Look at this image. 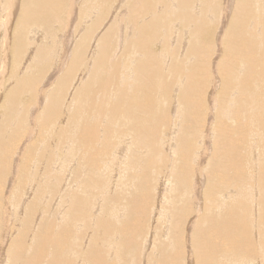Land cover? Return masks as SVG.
I'll return each mask as SVG.
<instances>
[{"label":"rangeland","instance_id":"374dc122","mask_svg":"<svg viewBox=\"0 0 264 264\" xmlns=\"http://www.w3.org/2000/svg\"><path fill=\"white\" fill-rule=\"evenodd\" d=\"M17 1V2H16ZM27 0H0V123H2V127H3V132H2V134H3V136L6 138H8L10 135H12V133H13V135L15 134H17V133H21L22 132V134H21V138L19 139V141H17L16 142V147L14 146V145H12L13 147H12V152H10V157H9V160H8V166H9V164H11L10 166H9V168H11L10 170H8V174L6 173V174H4V175H2V177H1V180H0V185H1V189H0V202L3 204V205H7L6 207H5V216H6V219H8L9 218V220L10 219H14V220H10L9 221V225L7 226V227H5L4 225V227L3 226H1L0 225V228L2 229V228H6V229H4V230H1V232H3V233H1L0 234V241L2 242H0V264H23L24 263V261L26 260V261H29V262H32V261H34L35 262V254H37V249L36 248H34L33 247V243H34V241H35V239H34V233H35V231L37 232V230H38V232H40V231H42L43 230V228L45 229V225H46V227L47 228H49V227H51V225H50V223L52 224L53 222V224L55 225V222L58 224H56V226H58L56 229H55V227H54V225H53V234L56 236V233L58 232V230L61 228V226H62V224H60L59 222L61 221V220H63V219H65V218H67L68 220L69 219H71L70 217H69V215H74L75 217H78V219L79 220H82L83 218L82 217H85L82 221H79L80 223L82 222V224H81V226L79 227V232L78 231H76L75 229H73V227H67V228H69V230H68V233H70V232H72V231H70V230H75L76 232L75 233H73V234H76L77 235V233L81 236V238H82V240H80V242H79V245L81 246V248H79V250L81 251V250H83V252L82 253H85V254H87V255H85V257H84V254L83 255H81V254H79L78 255V253H76L77 255H74V257H73V252H70V253H68L69 254V256L67 257V254L65 255V253H61V255L63 256V257H61L60 256V258H59V255H56V254H54L53 255V250L49 247V251H48V247L47 246H45L44 248H43V254H45L46 255V253H47V255H48V257H47V255L45 256V255H43V257H46V259L48 258V260H46L45 258H41V259H45V260H42L43 261V263L42 264H47V263H49V261H50V259L52 260L54 257V259L55 260H52L55 264H58V261H60L61 262V264H64L65 263V261H66V259L68 260V264H71L72 263V261H73V264H76V263H78V264H84V262H85V260L84 259H86L87 260V262L85 263V264H90V263H88V257L90 256L89 255V248H93L94 246H95V244L96 243H98V245H99V247L101 246V245H103L102 246V248H100L101 250V252L102 253H106V252H108V254L106 255V257H105V255H103V257H104V262H109V263H107V264H111V263H114V264H167L168 263V261H169V259L172 261L171 262V264H174V262L177 260L178 261V257H176L175 255H177L178 256V253H180V249H186L185 251H186V253H185V251L184 250H182V251H184V256H186V257H183V260L180 262H177L176 261V263L177 264H194V259L192 258V256H193V251H192V256H191V258H190V252H191V250H193V248H191V247H189L188 248V246H192L191 244H188V243H190L191 241H189V239L191 240V236H190V233H193V231L197 228V226H198V219H199V216H202V215H204V213L205 212H211V213H216V209H215V207H213V205H211L210 204V201H209V199L207 198V194L205 193V191H206V189H204V188H206V186L208 185V183L210 182V180L208 179V177H207V175H208V172L210 171V169H211V165H213V166H215L216 164L217 165H220V167H221V164H219L220 162L224 165L225 163L221 160V159H219V157H220V155H218V154H216V153H213V152H215V142H216V140H217V138H218V128L216 127V124L218 125L219 124V122H217V121H219L218 120V118L217 117H219V116H217V115H219V114H217V115H215L216 113H220L221 114V111H219L220 109L221 110H224V109H222L223 108V106H225V107H227L226 105H228V106H233V105H235V103H236V101H235V99L236 98H239L240 96L241 97H246V95H247V93H246V91H241V92H238V93H235L236 92V90L239 88V85L237 84L238 83V81L240 80V79H243V77L246 75V72H249V69L251 68V66H248L247 65V62H248V64H249V61H250V63H251V65L253 64L252 62H254V65H257V64H259V56L261 57L262 56V54L261 53H259V54H257V56H256V54H253V55H247V54H238V51H240V48H239V46L240 45H242V44H238L239 42L240 43H242V41H243V43L244 44H247V43H249V44H251L250 42H252V45H255V46H257L258 44H260V45H262L261 47H262V49H264V43L261 41V40H263L262 39V37L261 36H263V32H264V29H263V27H264V0H262V1H260V0H252L251 1V3H250V15L247 17V18H245L244 19V21H246V22H244V25H243V29H244V31H243V33H246L248 30V33L249 34H251V35H249L248 33H246V35L245 36H243L244 37V39H243V37L242 38H240V39H242V40H239V41H236L235 39V44H237L236 45V47H235V45H233L234 43L232 42L233 41V37L231 38L232 40H231V46H230V44L228 45V48L225 46L224 48H226L225 50H230L229 52H228V55L230 54L231 55V53L232 54H234V53H236V55L235 56H228L227 58L229 59L228 61H229V63L227 62V66L225 67V71H224V73L223 74H221V75H219V78H222L220 81L217 79L216 80V78H215V76H216V73H214V70L216 69V67L215 68H213V65L214 66H216V64H217V62H218V59L219 58H221V55H222V52L224 51V49L223 50H220V49H222L223 47V45H224V43H226L227 41H229L228 43H230V39H229V37L230 36H227L228 34H226V32L228 31V29L230 28V26H231V23L233 22L232 20H234V18L233 17H236V16H238L239 14L236 12V10H234L236 7L234 6V5H237V0H211V2H210V4H214V5H210L209 3H206V6H204V5H202V6H199L198 5V7H196V6H194V2H192V6H191V4H189V5H187V3H184V0H109V3H108V5H104L103 3H102V0H88V1H92V2H94L95 1V5L97 6V7H99V9L95 12V13H92V12H90L89 11V9L91 8V4H92V2L90 3V2H88L87 0H71L72 1V5H71V8H70V15L67 13V14H63V13H66V12H69L67 9H65L62 13H61V15H60V13H58V14H56V15H54V13L53 14H51V11H49V9H51L48 5H46V1H49V0H31L27 5L29 6L28 8H25V6H23L24 4V2H26ZM34 3H33V2ZM68 0H66L65 2H67ZM87 1V2H86ZM189 1H191V0H189ZM193 1V0H192ZM194 1H196V0H194ZM222 1V2H221ZM231 1V2H230ZM258 2V4H257V2ZM43 2H45V4L44 5H46V8L44 9V12H48V13H42V11H40L41 10V7H40V5H42V3ZM60 2V1H59ZM236 4H235V3ZM22 3V4H21ZM88 3H90V4H88ZM231 3H232V5H231ZM17 4H19V5H17ZM215 4H216V7H215ZM234 4V5H233ZM254 4H256L255 6H254ZM65 5H66V3H65ZM208 5H209V7H208ZM261 5V6H260ZM16 6H17V8H16ZM73 6L75 7L74 9H73ZM159 6V7H158ZM259 6V8H257ZM90 7V8H89ZM158 7V8H157ZM193 7H194V9H196V10H194L193 9ZM215 7V8H214ZM221 7V8H220ZM5 8V9H4ZM89 8V9H88ZM191 8V9H190ZM214 8V9H213ZM249 8V6L247 7V9ZM43 9V8H42ZM48 11H47V10ZM87 9V10H86ZM158 9H159V11H158ZM193 9V10H192ZM200 9V11H198ZM256 9V10H255ZM258 9V10H257ZM263 9V10H262ZM26 10H27V12H29V10H31V11H34V10H36V11H39L40 13H42V14H47V15H53V21L50 23V25H48V26H42V27H40V30L41 31H39L38 32V34L36 35V37H33V40H29L28 38H29V36H27V39L29 40H26V42L24 41V39H26V34H27V31L25 32V35H23L24 36V38H23V41H24V45L18 50V53H17V51H16V49H15V47H14V44L17 42L16 40H17V36H18V32L16 31V29H17V26L19 25L18 23H19V21H20V17L21 16H23V14H24V16H25V14H27V12H26ZM84 10L88 13L87 14V16L88 17H85V15H86V12L84 13ZM255 10V12H253ZM4 11V12H3ZM66 11V12H65ZM236 12V14H234L233 15V13L232 12ZM248 11H249V9H248ZM241 12V11H240ZM244 12V11H243ZM253 12V13H252ZM2 13H4V14H2ZM15 13H16V15H15ZM169 13H171V15L169 14ZM223 13V14H222ZM257 13V14H256ZM41 14V15H42ZM148 14H150V15H148ZM213 14V15H212ZM242 14H244V13H242ZM253 16H252V15ZM262 14V15H261ZM7 15V16H6ZM93 15V16H92ZM257 15V16H256ZM258 15H260L259 17H258ZM9 16H10V18H9ZM15 16V17H14ZM66 16V17H65ZM75 16V17H74ZM141 16V17H140ZM156 16V17H155ZM225 16H227V17H225ZM13 17V18H12ZM214 17V18H213ZM232 19H231V18ZM250 17L252 18L253 17V20L252 21H249V19H250ZM65 18V19H64ZM74 18H75V20H74ZM86 18V19H85ZM255 18V19H254ZM263 18V19H262ZM7 19V20H6ZM153 19H155L154 21H153ZM159 19H161V20H159ZM258 19L260 20V21H258ZM19 20V21H18ZM263 20V21H262ZM208 21V22H207ZM248 21V22H247ZM256 21L258 22L257 23V25H256ZM13 22V23H12ZM139 22H143L144 24L145 23H149V24H152V26L150 27V28H148V31L146 30V34H148V36L150 37V38H146V44L145 45H147V47H152L151 49L153 50V48H154V51H160V52H158L159 54H161V58H162V60H163V62H164V51H165V47H169V49H170V51H169V53L170 54H175V52H176V55H171V57L172 56H175L173 59H175V60H173L172 58H170V56L169 57H167L165 60L167 61L166 63L168 64L169 63V60H171L172 59V61H170V62H172V63H169V65H167V66H163V71H164V73H165V71H167L166 73H169V74H164V75H166L165 77L167 78V84H166V82L163 84V85H170V83L174 80H176L174 77L175 76H185L186 75V73H188V71L191 69V64H193V62L195 63V61H196V57L194 58V57H192L193 55H191V53H190V50H188L187 51V49H190V47L192 46L191 44H194V43H198L199 42V40L202 38V37H206L205 39H208V42L206 41V42H204V41H202V42H199V43H201V44H204V43H206L205 44V46H208L209 47V45L211 44V48L209 47H207L208 49H210V56H209V58H208V65H206L207 67L211 64V68L209 67L208 69H210V71L208 70V73H210L209 75V78H208V83H207V85L208 86H206V84L204 85L205 86V88H208L207 89V91L206 90H204L206 93H208V96L205 98V96H203L202 98V101L203 102H205V101H208V102H210V103H208V102H206V103H204V107H203V109L201 108L200 110H202V111H197V113L199 114V117H197V119H200V121L198 122L199 124H195L194 126L193 125H190L189 127H188V131L187 132H184V135H185V137H181V133L182 132H179V131H183V123H184V119L183 120H181L182 119V116L184 117V116H186V113H185V115H182L181 113H183L184 114V111H185V109H184V105H182L181 104V102L180 101H176L175 99L176 98H178V95L177 94H179L180 92L178 91V88H183V85L187 82V80H186V78H187V75H186V77H185V79L183 80L182 79V77H176V78H178L177 80H178V83H180V84H182V86H180V85H175L174 87H172L173 89H170L169 90V92H171L172 90H173V92L174 93H169V94H171V96L172 97H174L173 98V102H172V100H171V96L170 95H167L168 93H162V92H159L160 94H165V95H167V96H170L169 97V99H168V97L167 96H165L164 95V97H163V95H161L160 96V98H162L161 99V101L159 102V104H158V106H159V108L160 107H162L161 109L162 110H165V109H167V110H169V112L166 110L165 112H166V119H165V123L163 124V123H161L160 125V127H158V132H159V129H161L160 130V132L165 136V137H167V138H169V139H167L166 138V140H163V139H165V137L164 138H160V140L158 141V150L160 151H158L157 149V152L155 153V151L156 150H154V153L155 154H159V156L157 157V155H154V153L152 152V151H150L149 150V148L147 149V151H146V149H145V151H144V149L143 150H137V152H138V154L136 153V149H138L135 145H133L132 144V141H131V143L130 144H132V145H129L130 147H129V149H128V146H127V149L125 148L124 149V151H126L125 153H128V154H125V155H127L128 157H129V160L130 161H132V163L131 162H129V160H128V158L127 159H124L123 157V161H122V158L121 157H119V156H121V154L119 153L120 151H114L113 152V154H111V153H109V151L107 150L108 148H109V146H114V143L116 142V139H117V137H119V136H121V134L118 136L117 135V133L119 134V133H121L120 131L121 130H128V129H131V130H128V132H132L131 134L133 135V137L134 138H136V136H137V134H140V132H137V129L136 130H134L135 128H136V126L135 125H133V123H132V118H130V120L129 119H126V118H124V116H122V117H119V119H118V123L115 121V120H110V121H108L107 119L106 120H103L102 121V125H98V126H95L96 127V129L98 130V135H100V136H104V139L105 140H107V135L109 136V138H110V141H108L109 142V144H107V143H105L106 141L105 140H101V139H96V143H95V145L93 144L91 147H90V149H91V153L89 152V154H88V157L91 159L92 157H93V155H95V156H99V155H101L100 156V158L98 157L96 160H95V162L93 163V164H90L89 162H85L84 160H83V158H85V154H84V151H83V149H82V146H80L79 144H78V142L75 140V138H77V134H78V130H79V128H80V126L82 125V123L84 122V121H87L88 120V123L91 125V126H93L94 125V121H95V119H94V116L95 115H97L95 112H92L93 114H91V113H88V112H85V111H83V106H82V112H80V111H78L77 112V114H75V112H76V109H77V106H78V102H77V100H76V91L77 90H79V87L84 83V82H86V80H88L89 79V77L90 76H92V73L90 74V72H92V67H93V58H95V57H97V54L99 53V51H101V49H102V40H103V43H104V45L106 44L107 45V48H108V53H109V55H110V59H112L113 57V59L111 60V63L113 62H115L117 65H119V67H120V69H122L124 66H126L127 65V63L128 62H130L131 60H133L135 63H137L138 64V61H139V59H141V57H140V52H137V49L136 48H134L133 46H132V44L131 45H128V42L129 41H134V39H136L137 37H138V34H139V28L142 26V25H144L143 23H140L139 24ZM159 22V23H158ZM203 22H205V27L206 28H203ZM230 22V26H229V23ZM3 23V24H2ZM42 23V22H41ZM157 23V25H155V27H154V25L153 24H156ZM201 23V24H200ZM249 23V24H248ZM252 23H254V25L253 26H255L256 27V29H254L251 25H252ZM7 24V25H6ZM43 24V23H42ZM66 24H68V27H67V25ZM137 24V25H136ZM148 24V25H149ZM245 24H247V26L245 25ZM251 24V25H250ZM262 24V25H261ZM29 24H26V26L25 27H27ZM89 25V26H88ZM201 25V26H200ZM221 25H223V26H221ZM251 27H250V26ZM180 26L181 27H183V29L182 28H180ZM229 26V27H228ZM234 26V25H233ZM257 26L260 28H257ZM50 27V28H49ZM221 27H222V29H221ZM246 27V28H245ZM30 28V27H29ZM81 28V29H80ZM176 28L178 29V31H176ZM227 28V29H226ZM15 29V30H14ZM28 29V28H27ZM152 29V30H151ZM175 29V30H174ZM188 29H189V31H188ZM198 29H200V30H198ZM231 29H233V27L231 28ZM67 30V31H66ZM197 30L199 31L198 33H201L200 34V36H201V38L199 39V34L197 33ZM206 30H210V31H206ZM212 30V31H211ZM221 30V31H220ZM227 30V31H226ZM246 30V31H245ZM151 31V32H150ZM176 31V33H174ZM182 33H181V32ZM204 31H205V34H204ZM226 31V32H225ZM236 31V30H235ZM251 31V32H250ZM257 31H260V32H257ZM263 31V32H262ZM10 32V33H9ZM178 32V33H177ZM180 32V33H179ZM186 32V33H185ZM190 34H189V33ZM206 32H208V34L206 33ZM218 32V33H217ZM238 32V31H237ZM257 32V33H256ZM123 33V34H122ZM151 33V34H150ZM184 33V34H183ZM212 33V34H211ZM225 33V34H224ZM8 34V35H7ZM48 34V35H47ZM55 34H57V35H55ZM60 34H61V36H60ZM93 34V35H92ZM204 34V35H203ZM254 34H255V36H254ZM259 36H258V35ZM2 35V36H1ZM5 35V36H4ZM86 35H88V37H85ZM107 35V36H106ZM133 35V36H132ZM212 35V36H211ZM248 35V36H247ZM53 36V37H52ZM60 36V37H59ZM105 36H106V38H105ZM130 36V37H129ZM192 36V37H191ZM195 36V37H194ZM197 36V37H196ZM226 37V41H225V37ZM256 36H257V38H256ZM177 37V38H176ZM190 37V38H189ZM248 37V38H247ZM253 37L254 38H256L255 40L253 39ZM5 40H4V39ZM31 38V37H30ZM52 38V39H51ZM54 38V39H53ZM61 40H60V39ZM160 38V39H159ZM181 38H183V39H181ZM191 38H193V39H191ZM247 38V39H246ZM263 38H264V36H263ZM84 39H86L85 41H84ZM172 39V41H170ZM187 39V40H186ZM203 39V38H202ZM224 39V40H223ZM245 39H246V42H245ZM258 39V40H257ZM261 39V40H260ZM46 40H48V41H46ZM54 40H55V42H54ZM151 40V41H150ZM192 40H193V42H192ZM222 40H223V43H222ZM251 40V41H250ZM30 41H32V42H30ZM58 41V42H57ZM65 41H66V44H65ZM81 41H84V44H85V47H84V49L85 50H83V52H81L80 53V56H81V62L80 63H78V65H77V63H74L73 61L75 60L74 58H75V55H76V50H77V47H78V45H79V42H81ZM170 41V42H169ZM196 41H198V42H196ZM248 41V42H247ZM254 41H258V42H255V43H253ZM264 41V40H263ZM48 42V43H47ZM166 44H165V43ZM189 42H191V43H189ZM238 42V43H237ZM260 42V43H259ZM8 43V44H7ZM31 43V44H30ZM38 43H40V45L38 46ZM62 43H64V44H62ZM208 43H210V44H208ZM221 43V44H220ZM125 44V45H124ZM167 44H169V45H167ZM190 44V45H189ZM223 44V45H222ZM28 47H27V46ZM128 45V46H127ZM163 45H165V46H163ZM167 45V46H166ZM182 45V46H181ZM220 45V46H219ZM225 45H227V43L225 44ZM239 45V46H238ZM260 45L259 46H257V49H258V47L259 48H261L260 47ZM62 46L64 47V48H62ZM121 46V47H120ZM127 47V48H123V47ZM238 46V47H237ZM182 47V48H181ZM196 47V46H195ZM236 48L237 49V51H236V49L234 50V48ZM4 48H5V50H4ZM39 48V49H38ZM47 48H48V50H47ZM171 48H172V50H173V48L175 49V48H177V49H175V51L173 52L172 50H171ZM230 48V49H229ZM231 48H233V50L234 51H232V49ZM41 49H44V51L42 50L41 52H39L38 54H40L39 56L37 55V52L38 51H40ZM96 49V50H95ZM114 49V50H113ZM157 49V50H156ZM208 49H207V51H208ZM262 49H258V51L259 50H262ZM32 50V51H31ZM69 50V51H68ZM116 50V51H115ZM121 50H122V52H121ZM124 50V51H123ZM127 50V51H126ZM219 50V51H218ZM37 51V52H36ZM45 51H46V53H45ZM81 51V49L79 50V52ZM119 51V52H118ZM222 51V52H221ZM232 51V52H231ZM236 51V52H235ZM3 52H7V53H3ZM21 52V53H20ZM23 52V53H22ZM34 52V53H33ZM120 52H121V54H120ZM123 52H125V53H123ZM157 52H155V53H157ZM185 52H187V54L185 53ZM231 52V53H230ZM45 53V54H44ZM123 53V54H122ZM157 53V54H158ZM189 53H190V57L188 56H183V55H189ZM204 53H206V51H204ZM22 54V55H21ZM34 54H36V56L34 55ZM45 56H44V55ZM59 54V55H58ZM114 54V55H113ZM116 54V55H115ZM138 54H140L139 55V57H137L138 56ZM221 54V55H220ZM239 56H238V55ZM3 55V56H2ZM61 55H63V57L61 56ZM118 55H119V57H118ZM120 55H122L121 57H120ZM242 55V56H241ZM244 55H246L247 57L245 58V56ZM8 56V57H7ZM61 56V57H60ZM99 56V55H98ZM220 56V57H219ZM249 56V57H248ZM254 56V57H253ZM58 57H59V61H58ZM74 57V58H73ZM178 57V58H177ZM180 57V58H179ZM212 57V58H211ZM239 57V58H238ZM263 57V56H262ZM4 58H5V60H4ZM61 58H62V60H61ZM119 58L121 59V60H119ZM177 58V59H176ZM181 58H185V61L184 60H182ZM190 58V59H189ZM195 60H194V59ZM232 58V59H231ZM241 58V59H240ZM248 58V59H247ZM254 58V59H253ZM2 59V60H1ZM77 59H78V57H77ZM137 59V60H136ZM155 59L156 60H158L156 57H155ZM210 59V60H209ZM243 59V60H242ZM247 59V60H246ZM250 59V60H249ZM7 60V61H6ZM27 60V61H26ZM137 62H136V61ZM182 60V61H181ZM188 60V61H187ZM220 60V59H219ZM241 60V61H240ZM244 60H246L245 62H244V64H245V66L242 68V67H236V69H235V73H236V75H235V73H233V74H231L230 76H228V74H227V72H228V70L230 69V67H231V69H233L232 68V65L234 64V63H236V62H243ZM257 62H256V61ZM2 61V62H1ZM24 61V62H23ZM64 61V62H63ZM92 61V62H91ZM178 61V62H177ZM179 61H181V62H183L184 61V64H186L187 65V68H185L184 66V70H183V73H182V66H181V63L179 62ZM191 61V62H190ZM193 61V62H192ZM233 61H234V63H233ZM4 62V63H3ZM20 62V63H19ZM32 62V63H31ZM90 62V63H89ZM134 62H133V64H134ZM159 62V61H158ZM157 62V63H158ZM175 62V63H174ZM180 65V67H181V69L178 67L179 65L177 64V63ZM255 62H256V64H255ZM15 63V64H14ZM52 63V64H51ZM74 63V64H73ZM165 63V62H164ZM166 63L164 64V65H166ZM188 63V64H187ZM189 63H190V67H189ZM262 63L263 62H260V66H256L257 67V70H258V72H260L261 73V76L263 77V74L262 73H264V67H262V66H264V65H262ZM4 64V65H3ZM58 64H63V66H61V65H58ZM132 64V63H131ZM171 64V65H170ZM172 64H173V66H172ZM264 64V63H263ZM21 65V66H20ZM71 65H74V66H72L71 67ZM105 65V64H104ZM158 65V64H157ZM175 65V66H174ZM178 65V66H177ZM182 65H183V63H182ZM185 65V66H186ZM262 65V66H261ZM59 66H61V68H59ZM92 66V67H91ZM169 66V67H168ZM171 66V67H170ZM234 66V65H233ZM4 67H6V68H4ZM90 67H91V69H90ZM167 67V68H166ZM249 67V68H248ZM27 68H30V69H27ZM89 68V69H88ZM167 70H166V69ZM248 68V70H246ZM261 68V69H260ZM176 69V70H175ZM178 69H180V71L178 70ZM189 69V70H188ZM262 69H263V71H262ZM69 70V71H68ZM91 70V71H90ZM186 70H187V72H186ZM72 71V72H71ZM177 71V72H176ZM241 71V72H240ZM178 73L177 75H176V73ZM180 72V73H179ZM216 72V71H215ZM33 73H36V75L38 76H36L37 78V81H36V84H35V86L31 89V90H28V89H25V90H23V91H21V94H19L18 95V97L17 98H20V101L18 100V104L21 106V107H19V105L17 106V110H16V114H15V116H13L11 119H9V120H6V118L7 117H5L6 116V112H7V106H5L4 107V104H7L8 103V97H11L12 96V94H11V92L13 91V87L15 86V78L16 77H29V76H31ZM66 73H67V75H66ZM70 73V74H69ZM117 73H120L119 72V70L117 71ZM190 73V72H189ZM243 73V74H242ZM28 74V75H27ZM171 74V75H170ZM213 76H212V75ZM225 74V75H224ZM242 74V75H241ZM83 76V77H82ZM102 76L103 77H105L106 78V80H107V77L105 76V74L103 73L102 74ZM170 76V77H169ZM171 76H173V77H171ZM227 76V77H226ZM232 76V77H231ZM237 76H239V77H237ZM212 77V78H211ZM229 77H231V78H229ZM242 77V78H241ZM262 77H261V79H262ZM47 78V79H46ZM170 78V79H169ZM171 78H173V80L171 79ZM180 78V79H179ZM211 78V79H210ZM229 80H228V79ZM238 78H240V79H238ZM256 78H259V77H256ZM255 78V79H256ZM41 79V80H40ZM62 79H66V81L65 82H63L64 84H62L63 85V88H62V90L64 91H62L63 93H62V95H61V101H60V104H59V106H58V113L56 114V115H54V117H52L51 119H44V114H41L42 113V111H45V109H46V107H47V105L49 106L48 108L50 109L51 107H52V105H50V104H48L49 102H50V98L48 99V95L49 94H51L53 91H55V90H57V88H59L60 87V85H59V83H60V81H62ZM169 79V80H168ZM205 79V78H204ZM210 79V80H209ZM2 80V81H1ZM186 80V81H185ZM225 80V81H224ZM263 80L264 79H262V81H260V83L258 84H256V86L257 87H260V88H264V82H263ZM23 81H29L30 82V79L29 80H23V79H21V83L23 82ZM45 81V82H44ZM84 81V82H83ZM107 81H109V79L107 80ZM143 81V80H142ZM141 81V82H142ZM149 80H144L143 81V83H145V82H148ZM170 81V82H169ZM242 81V80H241ZM68 82V83H67ZM83 82V83H82ZM222 82V83H221ZM233 82H234V84L236 85V86H234V84H233ZM236 82V83H235ZM49 83V84H48ZM262 83V84H261ZM47 84H48V86H47ZM222 84V85H221ZM230 85L231 87V89H229V86H227V85ZM69 85V86H68ZM238 85V86H237ZM260 85H262V86H260ZM140 86H141V84H140ZM139 86V87H140ZM212 86H216L215 87V90H214V87H212ZM221 86V87H220ZM224 86V87H223ZM138 87V91L139 92H137L134 96H132V97H136V99H139V97H141V96H143L142 94H145L143 97H145V96H148L149 94L148 93H152V91H148L146 88H145V86H144V84L139 88ZM169 87V86H168ZM166 88L165 87V89H169V88ZM218 87V88H217ZM233 87V88H232ZM49 88V89H48ZM51 88V89H50ZM72 88V89H71ZM77 88V89H76ZM180 88V89H181ZM204 88V89H205ZM222 88V89H221ZM224 88H225V91H224ZM234 88H236V90L234 89ZM11 89H12V91H11ZM46 89H48V91L46 90V92H45V90ZM212 89V90H211ZM42 90V91H41ZM75 90V91H74ZM141 90V91H140ZM209 90V91H208ZM227 90V91H226ZM167 91V90H166ZM181 91V90H180ZM203 91V95H205L204 92ZM213 91V92H212ZM222 92V94H221V92ZM75 92V93H74ZM140 92H141V94H140ZM148 92V93H147ZM177 92V93H176ZM179 92V93H178ZM224 92V93H223ZM235 93V95H234V93ZM10 93V94H9ZM46 93V94H45ZM72 93V94H71ZM150 93V95L151 96H154V95H152ZM157 94V93H155V95L157 94V96H158V99H160L159 98V95L160 94ZM240 93H242V94H240ZM23 94V95H22ZM75 94V95H74ZM138 94V95H137ZM174 94H176V95H174ZM214 94H216V95H214ZM224 94V95H223ZM233 94V95H232ZM246 94V95H245ZM207 95V94H206ZM228 95V96H227ZM243 95V96H242ZM151 96H150V98H149V96L147 97V98H149V99H151ZM214 96V97H213ZM234 97V96H236V97H234L233 99H231L232 97ZM239 96V97H238ZM73 97V98H72ZM99 97V96H98ZM98 97H97V100H99L98 99ZM220 97V98H219ZM243 97V98H244ZM45 98V99H44ZM72 98V99H71ZM153 98V97H152ZM164 98V99H163ZM168 99V101H167V99ZM229 99H230V102H228L229 101ZM245 99V98H244ZM24 100V101H23ZM42 102H41V101ZM68 100H70V101H68ZM140 100V99H139ZM165 100V101H164ZM177 100H179V98L177 99ZM233 100V101H232ZM76 101V102H75ZM177 103H176V102ZM73 102H75V103H73ZM99 102V101H98ZM100 102H102L103 103V101H100ZM175 102V103H174ZM21 103V104H20ZM29 103V104H28ZM34 103V104H33ZM105 103V102H104ZM103 103V104H104ZM163 103V104H162ZM180 103V104H179ZM212 103V104H211ZM219 103V104H218ZM231 103H232V105H231ZM234 103V104H233ZM237 103H238V101H237ZM236 103V104H237ZM27 104L29 105V107H31V109H32V107L34 108V110L35 111H33V110H30V108L27 106ZM62 104V105H61ZM77 106H76V105ZM162 104V105H161ZM167 104V105H166ZM173 104V105H172ZM175 104H177V105H175ZM209 104V105H208ZM210 104H211V110H210ZM260 104V105H259ZM263 105V102L261 103V102H258V105L259 106H257V109L259 110L258 112L259 113H262V114H264V106H262ZM64 105V106H63ZM107 105V104H106ZM105 104H104V106H105V109L107 110V106H106ZM170 105H172V106H170ZM179 105H181V106H179ZM208 105V106H207ZM216 105V106H215ZM218 105H219V107H218ZM86 106V108L89 106L90 107V104H88V106H87V104L85 105ZM206 106V107H205ZM165 107V108H164ZM171 107H173V108H171ZM179 107V108H178ZM262 107V108H261ZM217 108V109H216ZM241 108V107H240ZM176 111V109H177V111L179 112V114H178V112L176 113L174 110ZM181 109V110H180ZM206 109V110H205ZM209 109V110H208ZM216 109V110H215ZM219 109V110H218ZM244 109V108H243ZM19 110V111H18ZM104 111L106 114H107V111ZM135 110V111H134ZM138 110V111H137ZM183 110V111H182ZM214 110H215V112H214ZM226 110H228V108L226 109ZM245 110V109H244ZM244 110H242L241 109V111L243 112L242 113V115L244 114V113H246V110L244 111ZM6 111V112H5ZM32 111V112H31ZM175 113H174V112ZM210 111H211V113H210ZM219 111V112H218ZM133 112H135L136 114H140V116L141 117H143V116H145V119L147 118V116H148V114H147V112L145 113V111H141V110H139V109H135V108H133ZM171 112H173V113H171ZM201 112H205V113H203L204 115H206V116H202V114H201ZM208 112V113H207ZM213 112V113H212ZM222 112H224V111H222ZM227 112V111H226ZM226 112H224L225 114H226ZM31 113H33V115H34V117L32 116V114ZM52 112H50V113H48L49 114V116L51 117L52 116V114H51ZM80 113V114H79ZM207 113V114H206ZM215 113V114H214ZM229 113H233L232 111L231 112H229ZM30 114V115H29ZM41 114V115H40ZM91 114V115H90ZM95 114V115H94ZM106 114H104V115H106ZM142 114V115H141ZM171 114V116H170V119H169V115ZM175 114V115H174ZM177 114V115H176ZM209 114V115H208ZM210 114H212L211 116H210ZM35 115H36V118L38 119V117L40 116L42 119H44V120H42L44 123V126L46 127V129H45V127L43 126V125H41L40 123H39V121H36V119H35ZM94 115V116H93ZM182 115V116H181ZM201 115V116H200ZM67 116L70 118V119H68L67 118ZM71 116H72V118H71ZM88 116V117H87ZM90 116V117H89ZM91 116H92V119H91ZM179 116V117H178ZM209 116L211 117L210 118V120L213 122V124H209V122L210 123H212L208 118H209ZM215 116H216V118H215ZM172 117V118H171ZM204 117V119L203 120H201V118H203ZM208 117V118H207ZM231 117V118H230ZM56 118V119H55ZM135 118V117H134ZM144 118V117H143ZM176 118V119H175ZM180 118V119H179ZM226 118H228V117H225V119ZM233 117L232 116H230L229 115V121L227 120V122H225L224 121V123L227 125V127L228 128H231V129H233V128H235V129H233V130H236L237 128H239V126H240V124H242V121L244 120L245 121V119L246 118H244V116H243V118H242V120L241 121H238L236 124L234 123V119H232ZM12 119H13V121H12ZM17 119V120H16ZM35 119V120H34ZM77 120V121H74V120ZM168 119V120H167ZM48 120H49V123H48ZM52 120V121H51ZM66 120V121H65ZM68 120H70V121H68ZM73 120V121H72ZM128 120V121H127ZM136 120V119H135ZM182 122L181 124H179V122L180 121ZM205 120V121H204ZM208 120V121H207ZM26 121V122H25ZM32 121L34 122V124H32ZM47 121V122H46ZM72 121V122H71ZM109 122L108 124L107 123H105V122ZM167 121H169V123L167 122ZM207 121V122H206ZM25 122V123H24ZM74 122H76V123H74ZM113 123L114 124V126H113V124H112V126L110 125V123ZM167 122V123H166ZM176 122V123H175ZM214 122H215V124H214ZM217 122V123H216ZM262 122L264 123V115H263V119H262ZM27 123V124H26ZM48 125H47V124ZM69 123V124H68ZM74 123V124H73ZM115 123H116V125H115ZM129 123V124H128ZM131 123V124H130ZM173 123V124H172ZM175 123V124H174ZM202 123H204L203 125H201ZM229 123V124H228ZM230 123H232V124H230ZM263 123H261L262 124V126H261V124L259 125V124H257L255 127H256V130H255V127L253 126L252 128L254 129V131L256 132L257 131V129H258V136H256V138H254L255 139V141L254 142H256L257 144H259L258 145V147L256 148V157L258 158H254L255 157V155H254V153H255V150H251V147H249L250 146V142H249V144H248V141H249V139H251L250 137H251V135H250V132H246V142H247V144L249 145H247V146H244L245 144H244V141L241 143V145H242V147H244V148H242L241 150L242 151H244V152H242L241 151V155H242V160L243 161H245V163L248 165L249 164V162H250V164L248 165V170L245 168L244 170L246 171V173L247 172H249L247 175H249L250 174V172L251 173H254V174H256L257 172L259 173V169H261L262 167H264V124ZM7 124V125H6ZM22 124V125H21ZM124 124V125H123ZM168 124V125H167ZM208 124V125H207ZM15 125H17V126H15ZM25 125V126H24ZM29 125V126H28ZM31 125H33L35 128H36V126H37V128H36V130L35 131H32L33 129L32 128H34V127H32ZM52 125V126H51ZM56 125V126H55ZM108 125H109V127H108ZM121 127H120V126ZM176 125V126H175ZM178 125H181V126H179V128H180V130H179V128H178ZM211 125V126H210ZM214 125V126H213ZM23 127V130L24 131H26V132H24L23 130H18V128L19 127ZM31 126V127H30ZM47 126L48 127H50V128H47ZM69 126V127H68ZM104 126H107L108 128H110V129H116L115 130V134H116V136L112 133V132H110V133H106V131L103 129V127ZM111 126V127H110ZM120 127V128H117V127ZM126 126V127H125ZM175 126V127H174ZM196 127L195 129L196 130H194V131H192L191 129H194L193 127ZM203 126H204V128H203ZM238 126V127H237ZM39 127V128H38ZM41 127V128H40ZM98 127V128H97ZM114 127V128H113ZM134 127V129H132ZM166 127H168V128H165ZM171 127H173V128H170ZM200 127V128H199ZM210 128V129H208V128ZM218 127H219V125H218ZM45 129V131L47 130V132H44V133H46V134H44V133H42L44 130L43 129ZM56 128V129H55ZM67 128V129H66ZM70 130H69V129ZM198 128V129H197ZM202 128V130H200ZM214 130H213V129ZM30 129V130H29ZM40 129H42V132H41V130ZM51 129H53V130H51ZM165 129V130H164ZM177 129V130H176ZM213 131H212V130ZM261 129V130H260ZM7 132H6V131ZM48 130H50V131H48ZM133 130V131H132ZM167 130V131H166ZM168 130H171L170 132L168 131ZM206 130H207V132H206ZM208 130H210V132H211V134H212V132H214L213 134L216 136H214L213 134L211 135V134H209L210 135V138H209V136H208V133H210ZM28 131V132H27ZM54 132V134H52L53 132ZM55 131H57V132H55ZM58 131H60V132H58ZM63 131V132H62ZM118 131V132H117ZM136 131V132H135ZM164 131H166V132H164ZM175 133H174V132ZM179 133H178V132ZM189 131H191V134H190V132ZM198 131V132H197ZM205 133H204V132ZM247 131H248V129H247ZM10 132H12V133H10ZM117 132V133H116ZM157 132V133H158ZM193 132V133H192ZM7 135H6V134ZM10 133V134H9ZM137 133V134H136ZM152 133H155V130L152 132ZM160 133V135H162ZM167 135L168 133H170V135L168 134V136H166L165 134ZM171 133H174V135H171ZM187 133V134H186ZM198 133V134H197ZM200 133V134H199ZM206 133H207V135H206ZM47 134H50L49 136H47ZM63 134H65V135H63ZM107 134V135H106ZM178 134H180V136L177 135ZM201 134H202V136H201ZM262 134V135H261ZM6 135V136H5ZM42 135V136H41ZM97 135V136H98ZM114 135V136H113ZM194 135V136H193ZM197 135V136H196ZM206 135V136H205ZM65 136V137H64ZM111 136V137H110ZM153 136L154 137H157V134L155 133V135L153 134ZM172 136H174L173 138H172ZM193 136V137H192ZM212 136V137H211ZM49 137V138H48ZM66 137H68V139L66 138ZM195 137V138H194ZM235 138L237 137H239L240 138V136H234ZM253 137H255V136H253ZM57 138H60V140L58 139L57 140ZM64 138V139H63ZM172 138V140H174V138H176V141L177 142H175V140H174V142H172V140H170ZM181 139V141H182V138H187L188 140H189V142H190V144H191V147H190V152L192 153L191 154V156H190V158H191V160H192V162H191V160H187V166H182L181 164H183V162H180L179 160H181V153H179V152H176L175 151V147H177L176 148V150L178 149V144H180L179 142V140ZM190 138V139H189ZM205 138H207V139H205ZM28 139H29V141H28ZM52 141H51V140ZM55 139H56V141H55ZM209 139V140H208ZM240 139H242V140H244L242 137L240 138ZM253 138L251 139V143H254L253 142V140H254ZM46 140V141H45ZM61 140H63L62 142H61ZM192 140H194V141H192ZM206 140V141H205ZM208 140V141H207ZM101 141H103V142H101ZM115 141V142H114ZM168 142V141H171L170 143H168L169 145H167L166 143H163V142ZM195 141H197V142H195ZM202 141V142H201ZM21 142V143H20ZM65 142V144L63 145V143ZM114 142V143H113ZM162 142V143H161ZM206 142V143H205ZM259 142V143H258ZM49 143V144H48ZM174 143V144H173ZM208 143V144H207ZM213 145H211V144ZM220 143V142H219ZM221 143H222V141H221ZM23 146H22V145ZM105 146H104V145ZM107 144V145H106ZM152 144V143H151ZM171 144L172 145H174L175 147H174V149H173V147L171 146ZM176 144V145H175ZM200 144H201V146H200ZM207 144V145H206ZM20 145V146H19ZM30 145H33V147H30ZM103 145V146H102ZM162 145V146H161ZM164 145H166V146H164ZM203 145V146H202ZM27 146H29L30 147V149L27 151V153H26V157L28 156L29 158L30 157H34L33 158V160L31 159V161H30V159L28 160L25 156V161H28L29 162V165H28V168L30 167V168H32L33 170H37L36 172H33V170L32 169H30L29 168V170H27V172H28V174H26V175H23V178H21L22 180H23V182H26V183H21V180H20V177H21V175H15V176H13V175H11L12 173L10 172L11 170L12 171H14L13 169L15 168V164H17V160H19V161H22V157H23V154H22V152H24V151H22V149L24 148V150H25V148L27 147ZM66 146V147H65ZM100 146V147H99ZM134 146H135V148H134ZM159 146H161L162 147V150L161 149H159L160 147ZM194 146V147H193ZM206 146H208V147H206ZM218 146H220V145H218ZM18 147H19V149L22 151H20L19 149H18ZM45 147V148H44ZM108 147V148H107ZM167 147H169V148H167ZM172 147V148H171ZM193 147V148H192ZM198 147H199V149H198ZM223 147V145L220 147V148H218V149H221ZM48 148V149H47ZM134 148V149H133ZM141 148H143V147H141ZM165 148V149H164ZM246 148V149H245ZM50 149V150H49ZM78 149H80V150H78ZM169 149H170V151H171V153L172 152H174L173 153V155L169 152ZM193 149H195V150H193ZM198 149V150H197ZM205 149V150H204ZM248 149H250L249 151H248ZM259 149V151H257ZM261 149V150H260ZM52 150V151H51ZM55 150V151H54ZM61 150V151H60ZM63 150V151H62ZM68 151V153H66V155H68V156H66L64 153L65 152H67ZM135 152H134V151ZM174 150V151H173ZM208 150V151H207ZM210 150H211V153H210ZM248 151V152H246V151ZM21 152V153H15V152ZM60 151V152H59ZM129 151L130 152H132L131 153V156H129L130 154H129ZM143 152L144 151V153H143V155L141 156V152ZM203 151V152H202ZM204 151L206 152V154H204ZM252 151V152H251ZM29 152V153H28ZM61 152H63L62 154H61ZM153 153V155H151V156H153L152 158L150 157V153ZM169 152V153H168ZM199 152V153H198ZM249 152H251V154L249 153ZM48 153V154H47ZM54 153L55 154H58L57 155V157H58V159H62V160H58L57 162H56V160H57V158H56V155H54ZM118 153H119V155H118ZM139 153H140V155H139ZM146 153V155L148 154L149 156L148 157H146V155H144ZM160 153H162V154H160ZM203 153V154H202ZM242 153H246V156L244 155V154H242ZM257 153H262V154H257ZM78 154V155H77ZM83 154V155H82ZM108 154V155H107ZM110 154V155H109ZM134 154V155H133ZM135 154H137V157L135 156ZM208 154V155H207ZM248 154V155H247ZM14 155H15V159H14ZM32 155V156H31ZM46 155H48V156H46ZM51 157H50V156ZM132 155H133V157H132ZM163 155V156H162ZM168 155V156H167ZM171 155V156H170ZM193 155H194V157H193ZM199 155V156H198ZM203 155V156H202ZM206 155H207V157L209 156V158H207L206 157ZM12 156V157H11ZM55 156V157H54ZM62 156V157H61ZM115 156H118V157H115ZM143 156H145V157H143ZM156 156V157H155ZM179 156H180V158H179ZM198 156V157H197ZM201 156V157H200ZM35 157L37 158L36 160H35ZM48 157V158H47ZM67 157V159H65V158ZM82 157V158H81ZM130 157H132V158H130ZM140 157V158H139ZM155 157V158H154ZM205 159H204V158ZM260 157H261V159H263V161L260 163L259 161L261 160L260 159ZM55 158H56V160H55ZM64 158V159H63ZM110 159V162H107V161H109V160H107V159ZM136 158V159H135ZM142 158V159H141ZM145 158V159H144ZM146 158H147V162L148 163H146V165H145V163H144V161H146ZM154 159L153 160V162L154 163H157V164H154V165H152L153 164V162H152V164L151 165H149V167H151V168H147V164H150L151 162H149V161H152L151 159ZM176 158H177V160H176ZM178 158H179V160H178ZM182 158H184V156L182 157ZM189 158V157H188ZM198 160H197V159ZM201 158V159H200ZM254 158V159H253ZM11 159V160H10ZM12 159H13V161H12ZM54 159V160H53ZM69 159V160H68ZM113 159V160H112ZM117 159L119 160V161H117ZM133 159V160H132ZM135 159V160H134ZM202 160V165H201V163L199 164V162H201L200 160ZM207 159V160H206ZM249 159H250V161H249ZM125 160V161H124ZM136 160H138V161H136ZM143 160V161H142ZM171 160V161H170ZM193 160H196L195 161V164L193 165V163H194V161ZM247 160V161H246ZM254 160H256V162L254 161ZM15 161V162H14ZM37 161V162H36ZM38 161H40V162H38ZM50 162V164H48L49 162ZM52 161V162H51ZM102 161H103V163H102ZM122 162V164H125V167L128 165L129 166V164L131 165V166H129V167H133V166H137L138 165V167L136 168V167H134L133 168V170H132V168H130V171L129 170H127V171H125L126 173H124L123 171H122V168L124 167V165H121V162ZM138 162V164L136 163V162ZM176 161V162H175ZM205 161H206V163H205ZM12 162H14L13 164H12ZM31 162V163H30ZM46 162V163H45ZM55 162V163H54ZM63 162V163H62ZM77 162V163H76ZM120 163V165H119V163ZM124 162V163H123ZM216 162V163H215ZM59 163V164H58ZM104 163H106V164H104ZM107 163H108V166H106L107 165ZM127 163V164H126ZM129 163V164H128ZM139 163H140V165H142L141 167H140V165H139ZM142 163V164H141ZM171 163H172V166H171V169H170V165H171ZM176 165H175V164ZM215 163V164H214ZM263 163V164H262ZM33 164V165H32ZM49 166H51L52 165V167H51V171H53V172H47V171H49L48 169V165ZM61 164H66V166L67 167H65V165H61ZM102 164H104V165H102ZM115 164V165H114ZM118 164V165H117ZM132 164H134L133 166H132ZM196 164H198V165H196ZM252 164V165H251ZM262 165V166H260V165ZM12 165H13V167H12ZM15 165V166H14ZM32 165V166H31ZM36 165V166H35ZM42 165V166H41ZM43 165H45V166H43ZM46 165H47V171H46ZM54 165V166H53ZM56 165V166H55ZM58 165H61L60 167H61V170L59 169L60 167L58 166ZM86 165V167H84ZM93 165V166H92ZM104 166V167H102V166ZM144 165L146 166V168L148 169V171H146L145 169V167H144ZM174 165H175V167H174ZM192 165V166H191ZM38 166V167H37ZM64 166V167H63ZM98 166V167H97ZM110 166H111V168H110ZM117 166V168H118V166H119V168L117 169V168H115ZM121 166V167H120ZM123 166V167H122ZM127 166V168L126 169H129V167ZM177 166V167H176ZM182 166V168H180ZM198 166V167H197ZM225 166V165H224ZM256 166V167H255ZM36 167V168H35ZM84 167V168H83ZM87 167H90V168H87ZM102 167V168H101ZM106 167L108 168V169H106ZM158 167V168H157ZM179 167V168H178ZM8 168V169H9ZM13 168V169H12ZM39 168V169H38ZM145 168V169H144ZM157 168V169H156ZM199 170H198V169ZM56 169H58V170H56ZM81 169V170H80ZM85 169V170H84ZM91 169V170H90ZM96 169V170H95ZM103 169H105V171H104V173H103V171H101V170H103ZM118 171H117V170ZM119 169H121V170H119ZM125 169V170H126ZM138 169H140V173H139V175H138V172L137 171H139ZM145 170L146 171V173H147V175H146V173H145V171H143V170ZM152 169V170H151ZM159 169V170H158ZM172 169H174L173 171H172ZM222 169H224V167L222 168ZM94 170V171H93ZM168 170H170V171H168ZM196 170V171H195ZM255 170H257L256 172H254ZM54 171H56V173L54 172ZM61 171V172H60ZM63 171H65V173L63 172ZM69 171V172H68ZM74 171V172H73ZM110 171V172H109ZM121 171V172H120ZM129 171V172H128ZM135 171V172H134ZM142 171V172H141ZM230 172H232L231 170H229ZM29 172H31L32 173V175H31V177H29L30 175H29ZM39 172V173H38ZM40 172H41V174H40ZM67 172V173H66ZM175 172V173H174ZM181 172V178H180V173ZM33 173L35 174L34 176H33ZM40 174L39 176L40 177H42V179H40L39 177H38V174ZM47 173H48V175H47ZM58 173H59V175H58ZM61 173V174H60ZM108 173V174H107ZM121 173V174H120ZM125 175H124V174ZM150 173H151V175H150ZM222 174H223V172H221ZM37 174V175H36ZM44 174V175H43ZM54 174V175H53ZM70 174V175H69ZM107 174V175H106ZM111 174H113L112 176H110ZM123 174V175H122ZM143 174H144V176H148V178H146V177H144L143 176ZM28 175V176H27ZM50 175V177L48 178L47 177V179H45V177H43V176H49ZM58 175V176H57ZM95 175V176H94ZM120 175V176H119ZM135 175V176H134ZM157 175V176H156ZM251 175V174H250ZM64 176H65V179H64ZM82 176V177H81ZM93 176V177H92ZM100 176H101V178H100ZM109 176V177H108ZM118 176V177H117ZM129 176H131V179L130 180H127L126 178H128ZM135 178H134V177ZM137 176V177H136ZM138 176H140V178L138 177ZM151 176V177H150ZM161 177V181H160V177ZM186 176V177H185ZM3 177H4V179H3ZM29 177V178H28ZM37 177H38V179H37ZM62 177V178H61ZM68 177H69V179H68ZM122 177V178H121ZM143 177H144V179L146 178L147 180H146V183H145V185H146V187H148V193H149V197L151 198V201H150V204H148V205H146V208H145V218H144V216H142L143 217V223H142V227H141V230H140V232H136V236L134 235V239H136L137 241H138V243H140V244H138L137 246H136V243L137 242H130L129 240V242H127L126 241V243L130 246V248H129V246H128V248L126 249V246H124V242H122V243H120V241H121V235H120V229L122 228V226H123V224H124V222L128 219V217L129 216H127V214L128 213H126V211L128 210L127 208H129V200H130V198H129V196L130 197H132V196H134L135 194H137L138 192L136 191V187H138L140 184L139 183H136V182H138V181H136V180H138L139 179V181H140V179H141V181L142 180H144L143 179ZM150 177V178H149ZM155 177H157L156 179H159V180H157L156 181V179H155ZM175 177V178H174ZM204 179H203V178ZM28 178V179H27ZM34 178H36L35 180H36V182H37V184H38V182L39 181H41V180H47L46 182H45V184H42V182H39L40 184H36V182H35V180H34ZM60 178V179H59ZM116 180H115V179ZM130 178V177H129ZM128 178V179H129ZM135 180H134V179ZM3 179V180H2ZM31 179H33V180H30ZM50 179V180H49ZM57 179V180H56ZM64 179V180H63ZM70 179H73L72 181L70 180ZM98 179V180H97ZM134 181H136V182H134ZM164 179V180H163ZM176 179V180H175ZM180 179V180H179ZM197 179V180H196ZM246 180H247V178H245ZM245 179H243V181H238V182H235L234 184H233V186H230L232 189H230V187L228 188V190H225V191H227V193H224V189H222V190H220V191H218L217 193H216V198H217V202L218 203H220L221 201H223L222 202V204L224 205V201L225 202H228V203H225V206H227V204H229V202H231V207L232 206H234V205H232L233 204V202L234 201H236L237 200V196H236V194H234V193H238L239 192V189L237 190L235 187H240V186H243L242 187V191L245 189V191H244V193L245 192H253L256 188H257V186H259V184H260V181H259V179H258V184H257V186H256V188H254V189H252L251 191L250 190H248V187H246V188H244V185L245 184H247L246 183V180ZM11 180V181H10ZM44 180V181H45ZM55 180V181H54ZM59 180V181H58ZM62 180V181H61ZM70 180V181H69ZM112 180V181H111ZM121 180H123V183L121 182ZM127 180V181H126ZM131 180L133 181L132 183H133V185L131 184V185H127V184H124V183H131ZM1 181H2V183H1ZM53 181V183L51 184V182ZM81 181V182H80ZM95 181H97V182H95ZM100 181H101V183H100ZM108 183H107V182ZM116 181H118L117 183H116ZM129 181V182H128ZM156 181V182H155ZM168 181V182H167ZM179 181V182H178ZM196 181H197V184H196ZM12 182H13V184H12ZM48 182H50V183H48ZM65 183V184H63V183ZM68 184H67V183ZM69 182H71V183H69ZM73 182V183H72ZM91 182V183H90ZM160 182V183H159ZM165 182V183H164ZM177 182V183H176ZM205 182H206V184H205ZM219 182V181H218ZM218 182L216 181V184L218 185ZM29 183V184H28ZM61 183V184H60ZM115 183H116V185H115ZM120 183V184H119ZM141 183V182H140ZM154 183H155V185H154ZM169 183V184H168ZM54 184V185H53ZM81 184V185H80ZM102 186H104V188H102L101 187V185ZM112 184V185H111ZM119 184V185H118ZM139 184V185H138ZM160 185V186H158V185ZM164 184L165 185H169L168 187H170V186H172V187H170V188H168L167 186H164ZM173 184V185H172ZM176 186H175V185ZM6 185V186H5ZM30 185V186H29ZM73 185V186H72ZM83 185V186H82ZM138 185V186H137ZM154 185V186H153ZM157 185V186H156ZM164 186V188H163V186ZM204 185V186H203ZM216 185V186H217ZM65 186V187H64ZM69 186H72V187H69ZM74 186H75V189H74ZM120 186V187H119ZM133 186V187H132ZM135 186V187H134ZM151 186V187H150ZM153 186V187H152ZM246 186V185H245ZM36 189H35V188ZM69 187V188H68ZM95 187H97V189L100 191V190H102L100 193H102V195L101 194H99V191H97V189L95 188ZM99 187V188H98ZM129 187V188H128ZM130 187H132V188H130ZM150 187V188H149ZM166 187V188H165ZM196 187V188H195ZM199 187H201V188H199ZM67 188V189H66ZM102 188V189H101ZM106 188V189H105ZM108 188V189H107ZM118 188V189H117ZM244 188V189H243ZM43 189V190H42ZM52 189V190H51ZM70 189V190H69ZM72 189H74V191L72 190ZM123 189V190H122ZM128 189H129V191H128ZM158 191V194L156 193V191ZM166 189H167V192L168 193H166ZM214 189V188H213ZM263 189H264V187H263ZM48 190H51V193H50V191H48ZM67 190V191H66ZM71 190L73 191V192H71ZM108 190V191H107ZM117 190H119V191H117ZM133 190V192H131ZM137 190H139V187L137 188ZM233 190V191H232ZM48 191V192H47ZM122 191H124V192H122ZM159 191H160V193H159ZM264 191V190H263ZM4 192V193H3ZM9 192V193H8ZM65 192V193H64ZM66 192H67V194H66ZM107 192V193H106ZM109 192V193H108ZM112 192V193H111ZM137 192V193H136ZM154 192V193H153ZM163 192V193H162ZM55 193V194H54ZM115 193H117V195L118 196H120L121 198L120 199H123V200H121L120 201V199L119 198H115V197H118L117 195H115ZM124 194V195H126V197H122L121 195L122 194ZM125 193H129L128 195L127 194H125ZM178 193V194H177ZM205 193V194H204ZM36 194H38V195H36ZM57 194V195H56ZM61 194V195H60ZM70 194H72L73 196H74V198L75 199H73V196H70V197H72V198H70L68 195H70ZM109 194V195H108ZM175 194V195H174ZM232 194H233V196H235V197H233L232 196ZM95 195H97V196H95ZM99 195V196H98ZM103 195H104V198L103 199H101L102 197H103ZM123 195V196H124ZM168 195V196H167ZM194 195V196H193ZM258 195V196H257ZM44 197V199H46V200H43V199H40L41 197ZM67 196V197H66ZM95 196V197H94ZM106 196V197H105ZM112 198L111 199V202H110V197ZM113 196V197H112ZM128 196V197H127ZM163 196H165V197H163ZM31 197V198H30ZM33 197V198H32ZM40 197V198H39ZM66 197V201H64L63 200V198H65ZM70 198V200H69V198ZM101 197V198H100ZM177 197H178V199H177ZM204 197V198H203ZM252 197V198H251ZM262 197H264V192H262L261 194H259V192L257 193V194H253V195H246V198H248V200H246V202L245 203H250V207L249 208H247V210H248V213L249 214H247V217H245V211L240 215L242 218H246L247 220H249L250 222H252V221H255L254 220V218L256 217V215H257V220L256 221H260L261 219H260V217L258 218V216H259V212H261L263 209H264V198H262ZM7 198V199H6ZM36 199V201H34L35 199ZM54 198V199H53ZM61 198V199H60ZM77 198V199H76ZM97 198V199H96ZM115 198V199H114ZM125 198H128L126 201H124L125 200ZM153 198V199H152ZM176 198V199H175ZM258 198H260V199H258ZM38 199H40V200H38ZM106 199H107V201H106ZM113 199H114V201H116V203L113 201ZM119 199V200H118ZM159 199L161 200V201H159ZM33 200V201H32ZM49 200V201H48ZM73 200H75V201H73ZM101 202H99V201ZM103 200V201H102ZM165 200H166V202H165ZM231 200V201H230ZM69 201L71 202V204H73L74 202H76L77 203V205L80 207L81 206V208H82V210L84 211H86V213L84 214L83 213V211L81 210V215H80V209L79 210H77V211H79V212H77L76 211V214L74 213L75 211H73L72 209H71V204L69 203ZM117 201H119L118 203L119 204H121L120 206H119V204L117 203ZM124 203H123V202ZM154 201H156V204H155V202ZM5 202V203H4ZM39 202V203H38ZM48 204H47V203ZM97 202V203H96ZM99 202V203H98ZM122 202V203H121ZM126 202V203H125ZM153 202H154V204H153ZM163 202V203H162ZM8 203V204H7ZM19 203H20V206H18L19 205ZM27 203V204H26ZM69 203V204H68ZM80 203V204H79ZM89 203V204H88ZM103 203H105V205L103 204ZM106 203H107V205H106ZM127 203H128V205H127ZM199 203V204H198ZM235 203V202H234ZM14 204H16L15 206H14ZM22 204V205H21ZM85 205V206H83V205ZM115 204H118V206H116ZM123 204H126L125 206L123 205ZM163 204H164V206H163ZM13 205V206H12ZM29 205V206H28ZM32 205H33V207H32ZM53 207H52V206ZM57 205V206H56ZM62 205H65V206H62ZM100 205H102V206H100ZM151 205L153 206L154 205V207H151ZM228 205V206H229ZM0 206H2L1 204H0ZM9 206H11L13 209L14 208H17V210L16 209H14L15 211L14 212H12L13 211V209H12V211H11V207H9ZM44 206V207H43ZM60 206H62V207H60ZM70 206V207H69ZM73 206V205H72ZM108 206V207H107ZM109 206H110V208H109ZM122 206V207H121ZM160 206V207H159ZM199 206H201V207H199ZM229 206V207H230ZM8 207V208H7ZM26 207H27V209H26ZM100 209H99V208ZM106 207V208H105ZM150 207H151V209H153V210H151L150 209ZM235 207V206H234ZM7 208V209H6ZM112 208V209H111ZM119 208V209H118ZM120 208H122V209H120ZM123 208H125V209H127V210H125V209H123ZM148 208V209H147ZM236 208V210H238V206L237 207H235ZM18 209H21V210H19L18 211ZM57 209V210H56ZM71 209V210H70ZM99 209V210H98ZM198 209L200 210V211H198ZM213 209V210H212ZM250 209H252L251 211H250ZM8 210H9V213H10V211L13 213V215L14 216H16V217H13V218H11V216L9 215V213H8ZM98 210V211H97ZM114 210V211H113ZM116 210V211H115ZM120 210V211H119ZM121 210H123L124 211V213H125V215H126V220H125V218L123 217L124 215H123V211L121 212ZM164 212H163V211ZM166 210H168V211H166ZM7 211V212H6ZM17 211V213H16V215H15V212ZM56 211H58V212H56ZM61 211V212H60ZM109 211V212H108ZM121 214V216L119 215V213ZM129 211V210H128ZM127 211V212H128ZM158 211V212H157ZM60 212V213H59ZM71 212V213H70ZM106 212V213H105ZM114 212V214H112ZM149 212V213H148ZM161 212V213H160ZM251 212V213H250ZM22 215H21V214ZM59 213V214H58ZM68 214V216L67 217H65V215H67ZM73 213V214H72ZM105 213V214H104ZM108 213H111L109 216L111 217L110 219L111 220H109V221H112V226L109 224V226H108V229H105V230H109V232L110 231H112L113 229V231H112V235L110 234V233H107L106 231L104 232L105 234H107L106 236L103 234L102 235V237L103 236H105L107 239V241H105L107 244H105V243H103L104 242V240H101L102 241V243H101V241L99 240V237H101V236H97L98 234L95 232V227H96V218H98V217H107L108 216ZM117 213V214H116ZM163 213V214H162ZM58 214V215H57ZM64 214V215H63ZM79 214V215H78ZM104 214V215H103ZM199 214V215H198ZM9 217H8V216ZM22 217H21V216ZM54 215H56V217L54 216ZM60 215V216H59ZM61 215H63V216H61ZM100 215V216H99ZM251 215L253 216V217H251ZM58 216L60 217V218H58ZM118 216H120V217H118ZM163 216V217H162ZM8 217V218H7ZM52 217V218H51ZM75 217H73L74 219H77V218H75ZM115 217H117V219H115V220H117V222L114 220V218ZM19 220H17V219ZM56 218L57 219V221H55L54 219ZM87 218V219H86ZM108 219H109V217H107ZM106 218V220H108ZM120 220H119V219ZM169 218H171V219H169ZM251 218V219H250ZM2 219H4V217L3 216H1V214H0V224H1V222L2 221H4V220H2ZM60 219V220H59ZM124 219V220H123ZM37 220V221H36ZM54 220V221H53ZM123 220V221H122ZM142 220H141V222H142ZM168 220L170 221V223L168 222ZM236 220V219H235ZM8 221V220H7ZM27 221V222H26ZM83 221H85L86 223H83ZM121 221H122V226L120 225L121 224ZM264 221V220H263ZM262 221V222H263ZM66 222V221H65ZM65 222L63 223V225H65L66 226V224H65ZM78 222V221H77ZM107 222V221H106ZM17 223V224H16ZM18 223H20V224H18ZM26 223V224H25ZM68 223H70L69 221H68ZM107 223H109V222H107ZM16 226H15V225ZM41 224V225H40ZM59 224H60V226H59ZM86 224H87V226H86ZM115 226H114V225ZM150 224V225H149ZM247 226H246V225ZM245 224H244V228H247L248 226H250L249 224H247L246 222H245ZM44 226V227H42V229L40 230V228H41V226ZM194 225H195V227H194ZM204 225V224H203ZM39 226V227H38ZM84 226H85V228H84ZM117 226V227H116ZM165 226V227H164ZM169 226V228H167ZM14 227V228H13ZM115 227V228H114ZM118 227H120V229L118 228ZM148 229H147V228ZM157 227V228H156ZM164 227V228H163ZM193 227H194V229H193ZM12 228V229H11ZM28 229L27 231H23L22 229ZM117 228V229H116ZM163 228V229H162ZM264 225L263 224H261L260 222L257 224V234H260V232L262 233V235H264ZM112 229V230H111ZM118 230L119 229V231H117L116 232V230ZM150 229V230H149ZM167 229H168V233H167V235H166V232H167ZM171 229V230H170ZM13 230V231H12ZM21 230H22V234L23 235H25L26 233H27V236H26V238H24L25 236H23L22 237V234H21V236H19L18 237V235H20L19 233H21ZM55 230V231H54ZM166 230V232H164V231ZM252 236L253 235H255L254 234V231H255V229L254 228H252ZM262 230H263V232H262ZM6 231H7V233H6ZM33 231V232H32ZM60 231H61V229H60ZM99 231H101L100 229H99ZM137 231H139V229L137 230ZM163 231V232H162ZM4 232L6 233V234H9V235H6V234H4ZM15 232H17V233H15ZM115 232H116V234L119 232V234H117V235H115ZM143 232V233H142ZM148 232V233H147ZM96 234V236H94L95 234ZM140 233V234H139ZM142 233V234H141ZM145 233V234H144ZM146 233H147V235H146ZM5 236H4V235ZM16 234H17V237H16ZM72 234V233H71ZM70 234V235H71ZM72 234V235H73ZM108 234L110 235L109 237H108ZM135 234V233H134ZM255 235V236H253L255 239H256V241H257V237H258V235ZM146 235V236H145ZM192 235V234H191ZM9 236V237H8ZM13 236V237H12ZM120 236V239L118 238ZM142 236V237H141ZM158 236V237H157ZM251 236V232H250V234H249V237H251L250 238V240L252 241V243L254 242V239H253V237ZM2 237H5L4 239L2 238ZM15 237V238H14ZM95 237V238H94ZM105 237H103V238H105ZM136 237V238H135ZM190 237V238H189ZM9 238V239H8ZM13 238V239H12ZM23 240V239H25V240H23L22 242H23V245L21 244L22 242H21V239ZM92 238V239H91ZM114 238H117L116 240L114 239ZM166 238V239H165ZM219 237H216V238H214V239H218ZM12 239V240H11ZM34 239V240H33ZM101 239V238H100ZM108 239H109V241H110V243H108ZM142 239H143V241H142ZM159 239V240H158ZM163 239V240H162ZM173 239V240H172ZM213 239V240H214ZM14 240H15V243H14ZM16 240H17V243H16ZM92 240H94L93 241V243H92ZM96 240H98V241H96ZM147 240V241H146ZM168 240V241H167ZM171 240V241H170ZM182 242H181V241ZM11 241H12V245L13 246H11ZM25 241H28V243L30 242V244H28V243H26ZM38 241V240H37ZM78 241H79V239H78ZM91 241V242H90ZM112 241V242H111ZM117 243H116V242ZM146 241V242H145ZM163 241V242H162ZM167 241V242H166ZM174 241V243H172ZM215 242H217L216 240H214ZM20 242V243H19ZM25 242V243H24ZM178 243V245H177V243ZM81 243H82V245H81ZM89 243V244H88ZM91 243V244H90ZM112 243L114 244V245H112ZM141 243H142V245H141ZM172 243V244H171ZM180 243V244H179ZM25 244L27 245V246H25ZM76 245H78L77 243H75ZM108 244H110V245H108ZM116 244H118V245H116ZM119 244H121V245H119ZM133 244V245H132ZM135 244V245H134ZM174 244V245H173ZM176 244V245H175ZM31 245H32V247H31ZM89 245V246H88ZM97 245V246H98ZM105 245V246H104ZM126 245V244H125ZM168 245V246H167ZM14 246L16 247H18L17 249L16 248H14ZM107 246V247H106ZM119 246V247H118ZM134 246V247H133ZM179 246V247H178ZM11 247H13L14 248V250H13V248L10 250V248ZM27 247V248H26ZM106 247V248H105ZM112 247H113V250H112ZM137 247V248H136ZM163 247V248H162ZM175 247V249H176V251L174 252V250H173V248ZM181 247V248H180ZM185 247V248H184ZM23 248V249H22ZM24 248H26V249H24ZM86 248V249H85ZM118 248V249H117ZM120 248V249H119ZM124 248V249H123ZM140 248V249H139ZM165 248V249H164ZM180 248V249H179ZM86 251H85V250ZM108 249H110V250H108ZM123 249V250H122ZM125 249H126V251H125ZM155 249H157V250H155ZM163 249V250H162ZM167 249V250H166ZM191 249V250H190ZM18 250H19V252H18ZM52 250V251H51ZM104 250V251H103ZM108 250V251H107ZM115 250H116V253L118 252V254H116L115 253ZM118 250V251H117ZM119 250H120V252H119ZM140 250V251H139ZM153 250V251H152ZM189 250H190V252H189ZM15 251V252H14ZM50 251H51V253H50ZM98 251V247H96V250H94V252L92 253V255L94 256V255H96L97 256V252ZM100 251H99V258H100V256H102V254L100 253ZM138 251H139V253H138ZM142 251V252H141ZM158 251V252H157ZM162 251V252H161ZM179 251V252H178ZM10 252H12V254L10 253ZM24 252V253H23ZM50 254H49V253ZM53 252V253H52ZM80 252V253H81ZM113 252V253H112ZM10 253V254H9ZM16 253V254H15ZM28 253V254H27ZM31 253V254H30ZM75 253V252H74ZM135 253V254H134ZM141 253V254H140ZM155 253H156V255H155ZM168 253V254H167ZM169 253H171V254H169ZM174 254V256H173V254ZM189 253V254H188ZM19 254H24L23 256L21 255H19ZM138 254V255H137ZM149 254V256L153 259V260H151V258H149V256H147ZM158 254V255H157ZM166 254V255H165ZM185 254H187V255H185ZM253 254H255L254 252H253ZM16 255V256H15ZM18 255V256H17ZM33 256V257H30V256ZM35 255V256H34ZM54 256L53 258L52 257H50V256ZM56 255V256H55ZM111 255H112V257H111ZM114 255H116V256H114ZM143 255V256H142ZM152 255V256H151ZM161 255V256H160ZM170 255V256H169ZM188 255H189V257H188ZM221 255V254H220ZM220 255H218V256H220ZM225 255V256H224ZM226 255H228V254H225V253H222V255L220 256V257H216L215 258V261H214V259H212V261H210V259H209V261H210V264H223L224 262H226V264H248V259H246V260H243V262L241 261V263L239 262V260H236L237 258L236 257H233V256H230V255H228V256H226ZM13 256V257H12ZM72 256V257H71ZM77 256V257H76ZM88 256V257H87ZM96 256H94V257H96ZM113 256H114V258H113ZM163 256H166V257H164L165 259H167V260H165L164 258H163V260H162V263L160 262V257H163ZM230 256V257H229ZM21 257H22V259H24L23 261H22V259H21ZM66 257V258H65ZM72 258V260H71V258ZM79 257H84V261L82 260V258L80 259ZM109 257H111L110 259H109ZM115 257H117V258H115ZM119 257V258H118ZM130 257H131V259H130ZM175 257V258H174ZM194 257V256H193ZM210 256L208 255V258H209ZM223 257V258H222ZM16 258H19V259H16ZM32 258V259H31ZM34 258V259H33ZM57 258H58V260H57ZM96 258H98V257H96ZM98 258V259H99ZM126 258V259H125ZM147 258V259H146ZM155 258V259H154ZM160 258V259H159ZM223 259V262H222V260L221 259ZM224 258H225V260H224ZM232 258V259H231ZM8 259V260H7ZM41 259H39V260H41ZM60 259V260H59ZM116 259H118V260H116ZM176 259V260H175ZM192 259V261H193V263H190V260ZM217 259V260H216ZM12 260V261H11ZM32 260V261H31ZM39 260H37V262L36 263H38L39 262ZM71 260V261H70ZM110 260H111V262H110ZM120 260V261H119ZM155 260V261H154ZM189 260V261H188ZM219 260H221V261H219ZM227 260H230V261H227ZM234 260V261H233ZM235 260L237 261V262H235ZM46 261V262H45ZM79 261H83L82 263L81 262H79ZM114 261V262H113ZM122 261H124V262H122ZM191 261V262H192ZM218 261V262H217ZM10 262V263H9ZM11 262H13V263H11ZM22 262V263H21ZM59 262V263H60ZM63 262V263H62ZM71 262V263H70ZM75 262V263H74ZM118 262V263H117ZM140 262V263H139ZM166 262V263H165ZM184 262V263H183ZM231 262H233V263H231ZM246 262V263H245ZM41 263H39V264H41ZM175 263V264H176ZM65 264H67V262L65 263ZM254 264H257V263H254ZM263 264V263H262Z\"/></svg>","mask_w":264,"mask_h":264},{"label":"bare ground","instance_id":"6f19581e","mask_svg":"<svg viewBox=\"0 0 264 264\" xmlns=\"http://www.w3.org/2000/svg\"><path fill=\"white\" fill-rule=\"evenodd\" d=\"M31 0H27L26 2H24L23 4V6H25V8H28L29 6L27 5L29 2H30ZM43 1V0H42ZM60 1V2H59ZM66 0H49V1H46V5H48L51 9H49V11H51V14H53L54 13V15H56V14H58V13H60V15H61V13L65 10V9H67L69 12H66V13H63L64 15L65 14H71L70 13V8H71V5L73 4L72 3V1L71 0H68L67 2H65ZM79 1V0H78ZM88 1V0H87ZM86 1V2H87ZM251 1L252 0H237V5H234L236 8L234 9V10H236V12L239 14L238 16H236V17H233L234 18V20H232L233 22L231 23V26H230V22L228 23L229 24V26H230V28L228 29V31L226 32V34H228L227 36H230L229 37V39H230V43H228L229 41H227L226 43H227V45H225L226 43H224V45L222 46L223 48L222 49H220V50H223L224 49V51L222 52V55H221V58H219L218 59V62H217V64H216V66H214L213 65V68H215L216 67V69L214 70V73H216V76H215V78H216V80L218 79L219 81L222 79V78H219V75H221V74H223L224 73V71H225V67L227 66V62L229 63V57L230 56H235L236 55V53H234V54H232L231 52L232 51H234L236 48H234V50H233V48H231L232 49V51L230 52L231 53V55L229 54L228 55V52L230 51H228V50H225L226 48H224L225 46L228 48V45L230 44V46H231V40L233 39V43L235 42V40L236 41H239V40H242V39H240V38H242L243 36H245L246 35V33H248V31L246 32V33H243V31H244V27H243V25H244V22H246V21H244V19L245 18H247L249 15H250V3H251ZM255 1V0H254ZM258 1V0H257ZM256 1V2H257ZM260 1H262V0H260ZM17 2V1H16ZM33 2V1H32ZM88 2H92V1H88ZM192 2H194L193 4H194V6H196V7H198V5L199 6H202V5H204V6H206V3H209L210 4V2H211V0H196V1H189V0H184V3H187V5H189V4H191V6H192ZM213 2V1H212ZM211 2V3H212ZM222 2V1H221ZM231 2V1H230ZM34 3V2H33ZM65 3H66V5H65ZM90 3H88V4H90ZM102 3L106 6V5H108V3H109V0H102ZM235 3V2H234ZM235 3V4H236ZM22 4V3H21ZM45 4V2H43L42 3V5H40V7H41V10L40 11H42V13L44 12V9L46 8V5H44ZM257 4H258V2H257ZM17 5H19V4H17ZM97 5V4H96ZM95 5V1L94 2H92V4H91V8L89 9V11L90 12H92V13H95L98 9H99V7H97ZM210 5H214V4H210ZM231 5H232V3H231ZM256 4H254V6H255ZM249 6V11H248V9H247V7ZM261 6V5H260ZM264 6V5H263ZM159 7V6H158ZM157 7V8H158ZM208 7H209V5H208ZM215 7H216V4H215ZM214 7V8H215ZM256 7V6H255ZM16 8H17V6H16ZM43 8V9H42ZM75 7L73 6V9H74ZM213 8V9H214ZM221 8V7H220ZM257 8H259V6L257 7ZM5 9V8H4ZM191 9V8H190ZM193 9H194V7H193ZM192 9V10H193ZM197 9V8H196ZM196 9H194V10H196ZM47 10V9H46ZM87 10V9H86ZM256 10V9H255ZM255 10L253 11V12H255ZM258 10V9H257ZM263 10V9H262ZM1 11V10H0ZM48 11V10H47ZM158 11H159V9H158ZM197 11V10H196ZM198 11H200V9L198 10ZM241 11V12H240ZM244 11V12H243ZM4 12V11H3ZM26 12H27V10H26ZM86 11L84 10V13H85ZM160 12V11H159ZM236 12L234 11V12H232L233 13V15L234 14H236ZM252 12V13H253ZM42 13H40L39 11H36V10H34V11H31V10H29V12H27V14H25V16H24V14H23V16H21L20 17V21H19V25L17 26V29H16V31L18 32V36H17V42L14 44V47H15V49H16V51H17V53H18V50L24 45V41L26 42V40H33V37H36V35L38 34V32L39 31H41L40 30V27H42L43 25L44 26H48V25H50V23L53 21V15H47V14H42ZM44 13H48V12H44ZM242 13H244V14H242ZM2 14H4V13H2ZM42 14V15H41ZM87 12H86V15H85V17H88L87 16ZM170 15H171V13H169ZM223 14V13H222ZM257 14V13H256ZM15 15H16V13H15ZM148 15H150V14H148ZM213 15V14H212ZM252 15V14H251ZM262 15V14H261ZM264 15V14H263ZM7 16V15H6ZM93 16V15H92ZM253 16V15H252ZM257 16V15H256ZM260 15H258V17H259ZM15 17V16H14ZM66 17V16H65ZM75 17V16H74ZM141 17V16H140ZM156 17V16H155ZM225 17H227V16H225ZM261 17V16H260ZM9 18H10V16H9ZM13 18V17H12ZM214 18V17H213ZM231 18V17H230ZM11 19V18H10ZM65 19V18H64ZM86 19V18H85ZM232 19V18H231ZM255 19V18H254ZM263 19V18H262ZM7 20V19H6ZM74 20H75V18H74ZM155 19H153V21H154ZM159 20H161V19H159ZM246 20V19H245ZM253 20V17L251 18L250 17V19H249V21H252ZM261 20V19H260ZM259 19H258V21H260ZM244 21V22H243ZM263 21V20H262ZM43 24H42V23ZM208 22V21H207ZM248 22V21H247ZM13 23V22H12ZM140 23H143V22H139V24ZM159 23V22H158ZM257 21H256V25H257ZM3 24V23H2ZM26 24H29L27 27H25L26 26ZM144 24V23H143ZM149 23H145L144 25H142L140 28H139V34H138V37L136 38V39H134V41L132 42V41H129L128 42V45H131L132 44V46L134 47V48H136L137 49V52H140V54H138V56L137 57H139V55H140V57H141V59H139V61H138V64L137 63H135L133 60H131L130 62H128L127 63V65L126 66H124L122 69H120V67H119V65H117L115 62L113 63H111V60L114 58H112V59H110V55H109V53H108V48H107V45L105 44L104 45V43H103V40H102V49H101V51H99V53L97 54V57H95V58H93V67H92V69H91V67H90V69L92 70V72H90V74L92 73V76H90L89 77V79L88 80H86V82H82L83 84L79 87V90H77L76 91V100H77V104H78V106H77V109H76V112H75V114H77V112L78 111H80V112H82V106L84 107L83 108V111H85V112H88V113H91V114H93L92 112H95L97 115H93L94 116V119H95V121H94V125L93 126H91L89 123H88V120L87 121H84L83 123H82V125L80 126V128H79V130H78V134H77V138H75V140L78 142V144L80 145V146H82V149H83V151H84V154H85V158H83V160L85 161V162H89L90 164H93L94 162H95V160L99 157L100 158V156L101 155H99V156H95V155H93V157L90 159L89 157H88V154H89V152L91 153V149H90V147L94 144L95 145V141H96V139H101V140H105L104 139V136H100V135H98V130L96 129V127L95 126H98V125H102V121L103 120H108V121H110V120H115L117 123H118V119H119V117H122V116H124V118H126V119H129L130 120V118H132V123H133V125H135L136 126V128L134 129V127L132 128V129H134V130H136L137 129V132H140V134H137V136H136V138H134L133 137V135L130 133V132H128V130H131V129H126V130H121L120 132L121 133H117V135L119 136L120 134H121V136H119V137H117V139H116V142L114 143V146L112 147V146H109V148L107 149L108 151H109V153H111V154H113V152L114 151H120L119 153L121 154V156H119V157H123L124 159H127L128 158V160H129V157L127 156V155H125V154H128V153H125L126 151H124V149L126 148L127 149V146H128V149H129V145H135L138 149H136L135 148V146H134V148L136 149L135 151H136V153L138 154V152H137V150H143L144 148L146 149V151H147V149L149 148V150L150 151H152L153 153H154V150H158V141L160 140V138L162 137V138H164L165 136L160 132V130L161 129H159V132H158V127H160L161 125V123H165L164 121H165V119H166V110L167 109H165V110H162L161 108L162 107H160L159 108V106H158V104H159V102L161 101V99L162 98H160V96L161 95H163V97H164V95L166 94V93H168L169 92V90L170 89H173L172 87H174L175 85L177 86V85H180V86H182V84H180V83H178V78H176L178 75V73H176V75L177 76H175L174 78L176 79L175 81L173 80V78H171L173 81L170 83V85L168 84V85H166L167 84V78L165 77L166 75H164V74H169V73H166L167 71H165V73H164V69H163V66L165 67V66H167V65H169V63H172V62H170V61H172V59L175 57V56H172L171 57V55H173V54H170L169 53V51H170V49H169V47L167 46V45H169V44H167L166 46L167 47H165V51H164V62L166 63L167 61L165 60L167 57H169L170 56V58H172L171 60H169V63L167 64L166 63V65H164L165 63L163 62V60H162V58H161V54H159L158 52H160V51H154V48H153V50L151 49L152 47H147V45H145L147 42H146V38H150L149 36H148V34H146V30L148 31V28H150L151 26H152V24H149ZM201 24V23H200ZM203 24V28H206L205 27V22H203L202 23ZM249 24V23H248ZM7 25V24H6ZM67 25V27H68V24H66ZM137 25V24H136ZM154 25V27H155V25H157V23L156 24H153ZM234 25V26H233ZM246 26H247V24H245ZM251 25V24H250ZM249 25V26H250ZM254 25V23H252V27L254 28L255 26H253ZM262 25V24H261ZM89 26V25H88ZM201 26V25H200ZM221 26H223V25H221ZM228 26V27H229ZM250 26V27H251ZM30 27V28H29ZM233 27V29H231ZM248 27V26H247ZM28 28V29H27ZM50 28V27H49ZM180 28H182L183 29V27H181L180 26ZM246 28V27H245ZM257 28H259L258 26H257ZM261 28V27H260ZM259 28V29H260ZM81 29V28H80ZM221 29H222V27H221ZM227 29V28H226ZM254 29H256V27L254 28ZM263 29H264V27H263ZM15 30V29H14ZM27 31V34H26V39H24V41H23V38H24V36L23 35H25V32ZM152 30V29H151ZM175 30V29H174ZM198 30H200V29H198ZM197 30V33L199 32ZM236 30V31H235ZM67 31V30H66ZM176 31H178V29L176 28ZM176 31L174 32V33H176ZM188 31H189V29H188ZM206 31H210V30H206ZM212 31V30H211ZM221 31V30H220ZM238 31V32H237ZM246 31V30H245ZM151 32V31H150ZM181 32V31H180ZM179 32V33H180ZM251 32V31H250ZM257 32H260V31H257ZM256 32V33H257ZM263 32V31H262ZM10 33V32H9ZM178 33V32H177ZM182 33V32H181ZM186 33V32H185ZM189 33V32H188ZM191 33V32H190ZM189 33V34H190ZM207 34H208V32H206ZM218 33V32H217ZM264 33V32H263ZM123 34V33H122ZM151 34V33H150ZM184 34V33H183ZM199 34V36H200V34L201 33H198ZM204 34H205V31H204ZM203 34V35H204ZM212 34V33H211ZM225 34V33H224ZM249 34V33H248ZM8 35V34H7ZM48 35V34H47ZM55 35H57V34H55ZM93 35V34H92ZM249 35H251V34H249ZM258 35V34H257ZM2 36V35H1ZM5 36V35H4ZM27 36H29V38L27 39ZM60 36H61V34H60ZM59 36V37H60ZM107 36V35H106ZM106 36H105V38H106ZM133 36V35H132ZM212 36V35H211ZM248 36V35H247ZM254 36H255V34H254ZM259 36V35H258ZM263 36H264V34H263ZM263 36H261L262 37V39L264 40V38H263ZM31 37V38H30ZM53 37V36H52ZM85 37H88V35H86ZM130 37V36H129ZM192 37V36H191ZM195 37V36H194ZM197 37V36H196ZM225 37V36H224ZM233 37V38H232ZM177 38V37H176ZM190 38V37H189ZM201 38V36L199 37V39ZM203 38V39H202ZM200 40H199V42H202V41H204V42H208V39H205L206 37L204 36V37H202ZM232 38V39H231ZM248 38V37H247ZM246 38V39H247ZM256 38H257V36H256ZM256 38H254L253 37V39L255 40ZM4 39V38H3ZM52 39V38H51ZM54 39V38H53ZM60 39V38H59ZM62 39V38H61ZM60 39V40H61ZM160 39V38H159ZM181 39H183V38H181ZM191 39H193V38H191ZM235 39V40H234ZM243 39H244V37H243ZM246 39H245V42H246ZM5 40V39H4ZM28 40V41H29ZM63 40V39H62ZM86 39H84V41H85ZM187 40V39H186ZM194 40V39H193ZM193 40H192V42H193ZM224 40V39H223ZM223 40H222V43H223ZM227 39H226V37H225V41H226ZM258 40V39H257ZM261 40V39H260ZM263 40H261L263 43H264V41ZM46 41H48V40H46ZM84 41H81V42H79V45H78V47H77V52H76V55H75V60L73 61L74 63H77V65H78V63H80L81 62V56H80V53L81 52H83V50H85L84 49V47H85V44H84ZM151 41V40H150ZM170 41H172V39L170 40ZM169 41V42H170ZM195 41V40H194ZM244 41V40H243ZM243 41H242V43H238V44H242V45H238L239 46V48H240V51H238V54H247V55H253V54H256V56H257V54H259V53H261L262 54V56L260 57L259 56V64H257L258 66H260V62H263L264 63V49H262V45H260V44H258L257 46H259L260 45V47L261 48H259L258 47V49H262V50H259L258 51V49H257V46H255V45H252V42H250L251 44H249V43H247V44H244L243 43ZM251 41V40H250ZM30 42H32V41H30ZM54 42H55V40H54ZM58 42V41H57ZM196 42H198V41H196ZM194 43V44H191L192 46L190 47V49H187V51L188 50H190V53H191V55H193L192 57H196V61H195V63L193 62V64H191L192 66H191V69L188 71V73H186V75H187V78H186V80H187V82L183 85V88H178V91L180 92H178L179 94H177L178 95V98H179V100H177L178 98H176L175 100L176 101H180L181 102V104L182 105H184V109H185V111H184V114L183 113H181L182 115H185V113H186V116H182V119L181 120H183L184 118V123L182 124L183 125V131L181 130V131H179V132H182L181 134V137L183 136V137H185V135H184V132H187L188 131V127L190 126V125H195V124H199L198 122L200 121V119H197V117H199V114L197 113V111H199L201 108L203 109V105H204V103H206V102H208V101H205V102H203L202 101V97L203 96H205V98L208 96V93H206L204 90H206L207 91V89L208 88H205V84H206V86H208L207 85V83H208V78H209V74L210 73H208V70L210 71V69H208L210 66H211V64L207 67L206 65H208L209 63H208V58H209V56H210V49H208L210 46H211V44L210 43H208V44H210L209 45V47L208 46H205V44L206 43H204V44H201V43ZM248 42V41H247ZM255 42H258V41H254L253 43H255ZM48 43V42H47ZM165 43V42H164ZM189 43H191V42H189ZM203 43V42H202ZM260 43V42H259ZM8 44V43H7ZM31 44V43H30ZM62 44H64V43H62ZM65 44H66V41H65ZM166 44V43H165ZM221 44V43H220ZM40 45V43H38V46ZM125 45V44H124ZM127 45V46H128ZM190 45V44H189ZM207 45V44H206ZM233 45H235V47H236V45L237 44H233ZM27 46V45H26ZM163 46H165V45H163ZM182 46V45H181ZM196 46V47H195ZM220 46V45H219ZM237 46V47H238ZM264 46V45H263ZM28 47V46H27ZM121 47V46H120ZM123 47V46H122ZM208 47V48H207ZM1 48V47H0ZM62 48H64L63 46H62ZM123 48H127V47H123ZM182 48V47H181ZM211 48V47H210ZM39 49V48H38ZM81 49V51L79 52V50ZM175 49H177V48H175ZM175 49L173 48V50H172V48H171V50L174 52L175 51ZM207 49H208V51H207ZM212 49V48H211ZM230 49V48H229ZM4 50H5V48H4ZM44 51V49H41L40 51H36L37 52V55L39 56L42 52L41 51ZM47 50H48V48H47ZM96 50V49H95ZM114 50V49H113ZM157 50V49H156ZM32 51V50H31ZM69 51V50H68ZM116 51V50H115ZM124 51V50H123ZM127 51V50H126ZM204 51H206V53H204ZM219 51V50H218ZM236 51H237V49H236ZM235 51V52H236ZM39 52H41L40 54H38ZM119 52V51H118ZM121 52H122V50H121ZM121 52H120V54H121ZM155 52H157V53H155ZM3 53H7V52H3ZM21 53V52H20ZM23 53V52H22ZM34 53V52H33ZM45 53H46V51H45ZM44 53V54H45ZM123 53H125V52H123ZM122 53V54H123ZM186 54H187V52H185ZM190 53H189V55H183L184 57L185 56H191L190 55ZM210 53V54H209ZM43 54V55H44ZM237 54V55H238ZM22 55V54H21ZM35 56H36V54H34ZM59 55V54H58ZM99 55V56H98ZM114 55V54H113ZM116 55V54H115ZM174 55H176V52H175V54ZM3 56V55H2ZM45 56V55H44ZM62 57H63V55H61ZM60 56V57H61ZM122 55H120V57H121ZM229 56V57H228ZM239 56V55H238ZM242 56V55H241ZM245 56V58L247 57L246 55H244ZM1 57V56H0ZM8 57V56H7ZM77 57H78V59H77ZM118 57H119V55H118ZM155 57L158 59V60H156L155 59ZM194 57V58H195ZM220 57V56H219ZM228 57V58H227ZM249 57V56H248ZM254 57V56H253ZM122 58V57H121ZM178 58V57H177ZM176 58V59H177ZM180 58V57H179ZM193 58V59H194ZM212 58V57H211ZM239 58V57H238ZM182 60H184L185 61V58L183 59V58H181ZM190 59V58H189ZM232 59V58H231ZM241 59V58H240ZM248 59V58H247ZM246 59V60H247ZM254 59V58H253ZM2 60V59H1ZM4 60H5V58H4ZM60 59H59V57H58V61H59ZM61 60H62V58H61ZM119 60H121L120 58H119ZM137 60V59H136ZM135 60V61H136ZM173 60H175V59H173ZM181 60V61H182ZM195 60V59H194ZM210 60V59H209ZM243 60V59H242ZM246 60H244L243 62H236V63H234V61H233V65H232V68L233 69H231V67H230V69L228 70V72H227V74H228V76H230L231 74H233V73H235V69H236V67L238 68V67H244L245 66V64H244V62L246 61ZM250 60V59H249ZM7 61V60H6ZM27 61V60H26ZM159 61V62H158ZM181 61H179L180 63H181V66H182V69H181V67H180V65L178 66L181 70H182V73H183V68L185 67V68H187V65L186 64H184V61L183 62H181ZM188 61V60H187ZM241 61V60H240ZM256 61V60H255ZM2 62V61H1ZM24 62V61H23ZM64 62V61H63ZM92 62V61H91ZM133 62H134V64H133ZM137 62V61H136ZM158 62V63H157ZM191 62V61H190ZM247 62V61H246ZM257 62V61H256ZM256 62H255V64H256ZM4 63V62H3ZM20 63V62H19ZM32 63V62H31ZM73 63V64H74ZM90 63V62H89ZM132 63V64H131ZM175 63V62H174ZM182 63H183V65H182ZM253 64L251 65V63H250V61H249V64H248V62H247V65L248 66H251V68L249 69V72H246V75L243 77V79H240V78H238V79H240L239 81H238V85H239V88L236 90V88H234L235 90H236V92L235 93H238V92H241V91H246V93H247V95H246V97H244L243 95V97L245 98H243V97H239V98H236L235 99V101L237 100L238 101V103H237V101H236V103H235V105H233V106H228V105H226L227 107H225V106H223V108L222 109H224V110H219V111H221V114L220 113H216L215 112V110L217 109H215L214 110V112L216 113H214L215 115H217V114H219V115H217V116H219V117H217L218 118V120L219 121H217V122H219V127H218V125L216 124V127L218 128V138H217V140H216V142H215V152H213V153H216V154H218V155H220V157H219V159H221L225 164V166L220 162L219 164H221V167H220V165H215V166H213V165H211V169H210V171L208 172V175H207V177H208V179L210 180V182L208 183V185L206 186V188H204V189H206V191H205V193L207 194V198L209 199V201H210V204L211 205H213V207H215V209H216V213H211V212H205L204 213V215H202V216H199V219H198V226H197V228L193 231V233H190V236H191V240L189 239V241H191L190 243H188V244H191L192 246H188V248L189 247H191V248H193V250H191V252H190V250H189V252H190V258H191V256H192V251H193V256H192V258L194 259V264H210V261H212V259H214V261H215V258L216 257H220L221 255H222V253H225V254H228V255H230V256H233V257H236L237 259L236 260H239V262L241 263V261L243 262V260H246V259H248V264H254V263H257V264H264V235H262V233L260 232V234H257V224L260 222L261 224H263L264 225V209L261 211V212H259V216H258V218L260 217V221L258 220V221H256L257 220V215H256V217L254 218V220L255 221H252V222H250L249 220H247L246 218H242L240 215L244 212L245 213V217H247V214H249L248 213V210H247V208H249L250 206V203H245L246 202V200H248V198H246V195H253V194H257L258 192H259V194H261L262 192H264L263 190V187H264V167H262L261 169H259V173L257 172L256 174H254V173H251L250 172V174L249 175H247L249 172H247L246 173V171L244 170L245 168L247 169L248 168V165L250 164V162H249V164L247 165L246 163H245V161H243L242 160V155L240 154L241 153V149L242 148H244V147H242V145H241V143L244 141V146H247L248 144H249V142H250V146L249 147H251V150L253 151V150H255V153H254V155H255V157L254 158H257L256 156V148L258 147V145L259 144H257L256 142H254L255 141V139L254 138H256V136H258L259 134H258V129H257V131L255 132L254 131V129L252 128L253 126L255 127L257 124H261V123H263L262 122V119H263V115L264 114H262V113H259L258 111V109H257V106H259L258 105V102H263V105L262 106H264V88L262 87V88H260V87H257L256 86V84L259 82L260 83V81H262V79H264V73H262L263 74V77L261 76V73L260 72H258V70H257V65H254V62H252ZM262 63V65H264ZM15 64V63H14ZM52 64V63H51ZM105 64V65H104ZM158 64V65H157ZM188 64V63H187ZM4 65V64H3ZM58 65H61V66H63V64H58ZM171 65V64H170ZM186 65V66H185ZM261 65V66H262ZM21 66V65H20ZM61 66H59V68H61ZM72 66H74V65H71V67ZM172 66H173V64H172ZM175 66V65H174ZM184 66V67H183ZM236 66V67H235ZM169 67V66H168ZM171 67V66H170ZM189 67H190V63H189ZM262 67H264V66H262ZM4 68H6V67H4ZM73 68V67H72ZM167 68V67H166ZM165 68V69H166ZM211 68V67H210ZM249 68V67H248ZM248 68L246 69V70H248ZM27 69H30V68H27ZM74 69V68H73ZM89 69V68H88ZM180 69H178L179 71H180ZM261 69V68H260ZM264 69V68H263ZM263 69H262V71H263ZM90 70V71H91ZM119 70V72L120 73H117V71ZM167 70V69H166ZM176 70V69H175ZM69 71V70H68ZM216 71V72H215ZM72 72V71H71ZM186 72H187V70H186ZM190 72V73H189ZM211 72V71H210ZM241 72V71H240ZM105 74V76L107 77V80L109 79V81H107L106 80V78L105 77H103L102 76V74ZM180 73V72H179ZM32 74V73H31ZM70 74V73H69ZM243 74V73H242ZM241 74V75H242ZM28 75V74H27ZM66 75H67V73H66ZM171 75V74H170ZM186 75L185 76H178V77H182V79L184 80L185 79V77H186ZM212 75V74H211ZM225 75V74H224ZM235 75H236V73H235ZM37 75H36V73H33L31 76H29V77H16L15 78V86L13 87V91H12V89H11V94H12V96L11 97H8V103L7 104H4V107L5 106H7V112H6V116L5 117H7L6 118V120H9V119H11L13 116H15V114H16V108H17V106L19 105L18 104V100L20 101V98H17L18 97V95L19 94H21V91H23V90H25V89H28V90H31L34 86H35V84H36V81H37V77H36ZM213 76V75H212ZM83 77V76H82ZM170 77V76H169ZM171 77H173V76H171ZM227 77V76H226ZM232 77V76H231ZM231 77H229V78H231ZM237 77H239V76H237ZM256 77H259V78H256ZM261 77H262V79H261ZM205 78V79H204ZM212 78V77H211ZM210 78V79H211ZM242 78V77H241ZM256 78V79H255ZM21 79H23V80H29L30 79V82L29 81H23L22 83H21ZM47 79V78H46ZM149 80L148 82H145V83H143V81L144 80ZM170 79V78H169ZM168 79V80H169ZM180 79V78H179ZM209 79V80H210ZM228 79V78H227ZM41 80V79H40ZM66 81V79H62V81H60V83H59V85H60V87L59 88H57V90H55V91H53L51 94H49L47 97H48V99L50 98V102L48 103V104H50V105H52V107L49 109L48 107V105H47V107H46V109H45V111H42V113L41 114H44L45 116H44V119H51L52 117H54V115H56L57 113H58V106H59V104H60V101H61V95H62V93L64 92L63 90H62V88H63V85L62 84H64L63 82H65ZM143 80V81H142ZM185 80V81H186ZM229 80V79H228ZM242 80V81H241ZM2 81V80H1ZM142 81V82H141ZM225 81V80H224ZM45 82V81H44ZM166 82V84L165 85H163L164 83ZM170 82V81H169ZM263 82H264V80H263ZM68 83V82H67ZM222 83V82H221ZM236 83V82H235ZM258 83V84H259ZM49 84V83H48ZM48 84H47V86H48ZM140 84H141V86L144 84V86H145V88L148 90V91H152V95H154V96H151L150 95V93H148L149 95V98H150V96H151V99H149V98H147L148 96H145V97H143L145 94H142L143 96H141V97H139V99H136V97H132V96H134L137 92H139L138 90V87L140 86ZM233 84H234V82H233ZM262 84V83H261ZM222 85V84H221ZM227 85V84H226ZM237 85V86H238ZM69 86V85H68ZM140 86V87H141ZM169 86V87H168ZM175 86V87H176ZM227 86H229V89H231L230 87V85H227ZM234 86H236L235 84H234ZM260 86H262V85H260ZM139 87V88H140ZM165 87L167 88H169V89H165ZM212 87H214V86H212ZM216 87V86H215ZM215 87H214V90H215ZM221 87V86H220ZM224 87V86H223ZM205 88V89H204ZM218 88V87H217ZM233 88V87H232ZM49 89V88H48ZM48 89H46L47 91H48ZM51 89V88H50ZM72 89V88H71ZM77 89V88H76ZM222 89V88H221ZM45 90V89H44ZM46 90H45V92H46ZM167 90V91H166ZM181 90V91H180ZM212 90V89H211ZM42 91V90H41ZM63 91V92H62ZM75 91V90H74ZM141 91V90H140ZM203 91L205 92L204 94L205 95H203ZM209 91V90H208ZM224 91H225V88H224ZM227 91V90H226ZM159 92H162V93H165V94H160ZM172 93H174L173 92V90L171 91ZM171 92H169V93H171ZM213 92V91H212ZM221 92V91H220ZM75 93V92H74ZM155 93H159L160 95H159V98L160 99H158V96H157V94L155 95ZM167 94V95H170L171 96V94ZM177 93V92H176ZM224 93V92H223ZM234 93V92H233ZM235 93H234V95H235ZM10 94V93H9ZM46 94V93H45ZM72 94V93H71ZM140 94H141V92H140ZM207 94V95H206ZM221 94H222V92H221ZM239 94V93H238ZM240 94H242V93H240ZM23 95V94H22ZM75 95V94H74ZM138 95V94H137ZM167 95H165V96H167ZM174 95H176V94H174ZM214 95H216V94H214ZM224 95V94H223ZM233 95V94H232ZM99 96V97H98ZM170 96H167L168 97V99H169V97ZM217 96V95H216ZM228 96V95H227ZM97 97H98V99L99 100H97ZM153 97V98H152ZM162 97V96H161ZM214 97V96H213ZM218 97V96H217ZM232 97V96H231ZM234 97H236V96H234ZM234 97H232L231 99H233ZM73 98V97H72ZM71 98V99H72ZM165 98V97H164ZM163 98V99H164ZM173 98L174 97H172L171 96V100H172V102H173ZM220 98V97H219ZM45 99V98H44ZM167 99V98H166ZM168 99H167V101H168ZM160 100V101H159ZM24 101V100H23ZM41 101V100H40ZM68 101H70V100H68ZM99 101V102H98ZM100 101H103V103L107 106V110L105 109V106H104V104L102 103V102H100ZM165 101V100H164ZM175 101V102H176ZM233 101V100H232ZM42 102V101H41ZM76 102V101H75ZM75 102H73V103H75ZM174 102V103H175ZM228 102H230V99H229V101ZM177 103V102H176ZM208 103H210V102H208ZM21 104V103H20ZM29 104V103H28ZM27 104V106L29 107V105ZM34 104V103H33ZM87 104V106H88V104H90V107L88 106L87 108H86V105ZM163 104V103H162ZM161 104V105H162ZM180 104V103H179ZM212 104V103H211ZM211 104H210V110H211ZM219 104V103H218ZM234 104V103H233ZM62 105V104H61ZM167 105V104H166ZM173 105V104H172ZM172 105H170V106H172ZM175 105H177V104H175ZM209 105V104H208ZM207 105V106H208ZM231 105H232V103H231ZM22 106V105H21ZM20 105H19V107H21ZM64 106V105H63ZM179 106H181V105H179ZM216 106V105H215ZM182 107V106H181ZM206 107V106H205ZM218 107H219V105H218ZM241 107V108H240ZM30 108V110H33V111H35L34 110V108L32 107V109H31V107H29ZM133 108H135V109H139V110H141V111H145V113L147 112V114H148V116H147V118L145 119V116H143V117H141L140 116V114L138 115V114H136L135 112H133ZM165 108V107H164ZM171 108H173V107H171ZM179 108V107H178ZM183 108V107H182ZM228 108V110H226ZM246 110V113H244L243 115H242V111H241V109L242 110H244V109ZM262 108V107H261ZM107 111V114L104 112V111ZM174 110V109H173ZM181 110V109H180ZM206 110V109H205ZM209 110V109H208ZM244 110V111H245ZM19 111V110H18ZM135 111V110H134ZM138 111V110H137ZM168 112H169V110H167ZM175 111V110H174ZM173 111V112H174ZM176 111H177V109H176ZM175 111V112H176ZM183 111V110H182ZM200 111H202V110H200ZM218 111V112H219ZM222 111H224V112H226V114L224 113V112H222ZM233 112V113H229V112ZM264 111V110H263ZM32 112V111H31ZM50 112H52L51 114H52V116L50 117L49 116V114L48 113H50ZM173 112H171V113H173ZM174 112V113H175ZM178 112V111H177ZM176 112V113H177ZM180 112V111H179ZM179 112H178V114H179ZM203 113H205V112H201V114H202V116L204 115ZM208 113V112H207ZM206 113V114H207ZM210 113H211V111H210ZM213 113V112H212ZM32 114V116L34 117V115H33V113H31ZM40 114V115H41ZM80 114V113H79ZM90 114V115H91ZM104 114H106V115H104ZM30 115V114H29ZM142 115V114H141ZM169 115V114H168ZM175 115V114H174ZM177 115V114H176ZM209 115V114H208ZM212 114H210V116H211ZM229 115L230 116H232L233 118L232 119H234L235 121H234V123L236 122H238V121H241L242 120V118H243V116H244V118H246L245 119V121L243 120L242 121V124H240V126H239V128H237L236 130H233V129H235V128H233V129H231V128H228L227 127V125L224 123V121L225 122H227V120L229 121L230 119H229ZM170 116H171V114L169 115V119H170ZM201 116V115H200ZM204 116H206V115H204ZM209 116V120H210V117ZM88 117V116H87ZM90 117V116H89ZM135 117V118H134ZM179 117V116H178ZM225 117H228V118H226L225 119ZM67 118L68 119H70L68 116H67ZM71 118H72V116H71ZM172 118V117H171ZM200 118V117H199ZM215 118H216V116H215ZM231 118V117H230ZM35 119H36V121H39V123L41 124V125H43L44 126V122L42 121V120H44V119H42L40 116L38 117V119L36 118V115H35ZM34 119V120H35ZM56 119V118H55ZM91 119H92V116H91ZM136 119V120H135ZM176 119V118H175ZM180 119V118H179ZM204 119V117L203 118H201V120H203ZM17 120V119H16ZM168 120V119H167ZM212 120V119H211ZM210 120V121H211ZM12 121H13V119H12ZM45 121V120H44ZM52 121V120H51ZM66 121V120H65ZM68 121H70V120H68ZM73 121V120H72ZM71 121V122H72ZM74 121H77L76 119L74 120ZM128 121V120H127ZM180 121V120H179ZM205 121V120H204ZM208 121V120H207ZM206 121V122H207ZM26 122V121H25ZM24 122V123H25ZM47 122V121H46ZM105 122V121H104ZM168 123H169V121H167ZM166 122V123H167ZM212 122V121H211ZM216 122V123H217ZM230 122V121H229ZM44 123V124H43ZM48 123H49V120H48ZM74 123H76V122H74ZM73 123V124H74ZM105 123H107V122H105ZM109 123V122H108ZM107 123V124H108ZM176 123V122H175ZM174 123V124H175ZM182 122L180 121L179 122V124H181ZM235 123V124H236ZM27 124V123H26ZM32 124H34V122L32 121ZM47 124V123H46ZM69 124V123H68ZM112 122L110 123V125L112 126ZM119 124V123H118ZM129 124V123H128ZM131 124V123H130ZM173 124V123H172ZM204 123H202L201 125H203ZM209 124H213V122L212 123H210L209 122ZM214 124H215V122H214ZM229 124V123H228ZM230 124H232V123H230ZM264 124V123H263ZM7 125V124H6ZM22 125V124H21ZM48 125V124H47ZM115 125H116V123H115ZM124 125V124H123ZM168 125V124H167ZM208 125V124H207ZM3 125H2V123H0V180H1V177H2V175H4V174H8V170H10L11 168H9V166L11 165V164H9V166H8V160H9V157H10V152H12V145H14L15 147H16V142L17 141H19V139L21 138L20 136H21V134H22V132L20 133H17L16 135L14 134L13 135V133L12 132H10V133H12V135H10L8 138L6 137H4L3 136V134H2V132H3V127H2ZM15 126H17V125H15ZM25 126V125H24ZM29 126V125H28ZM32 127H34L33 125H31ZM30 126V127H31ZM52 126V125H51ZM56 126V125H55ZM110 126V127H111ZM113 126H114V124H113ZM120 126V125H119ZM176 126V125H175ZM174 126V127H175ZM179 126H181V125H178V128H179ZM192 126V127H193ZM211 126V125H210ZM214 126V125H213ZM261 126H262V124H261ZM45 127V126H44ZM69 127V126H68ZM99 127V126H98ZM97 127V128H98ZM108 127H109V125H108ZM107 126H104L103 127V129L106 131V133H110V132H112L115 136H116V134H115V130L113 129H110V128H108ZM117 127V126H116ZM121 127V126H120ZM120 127H117V128H120ZM126 127V126H125ZM182 127V126H181ZM238 127V126H237ZM36 128H37V126H36ZM36 128L34 127V128H32L33 130L32 131H35L36 130ZM39 128V127H38ZM41 128V127H40ZM47 128H50V127H48L47 126ZM100 128V127H99ZM114 128V127H113ZM165 128V127H164ZM166 128H168V127H166ZM165 128V129H166ZM170 128V127H169ZM171 128H173V127H171ZM170 128V129H171ZM194 129H191L192 131H194V130H196L195 128L196 127H193ZM200 128V127H199ZM203 128H204V126H203ZM208 128V127H207ZM43 129V128H42ZM42 129H40L41 130V132H42ZM45 129H46V127H45ZM45 129H43L44 131L42 132V133H44V132H47V130L45 131ZM56 129V128H55ZM67 129V128H66ZM69 129V128H68ZM164 129V130H165ZM174 129V128H173ZM198 129V128H197ZM205 129V128H204ZM208 129H210V128H208ZM213 129V128H212ZM211 129V130H212ZM247 129H248V131H247ZM18 130H23V127L21 126V127H19L18 128ZM25 130V129H24ZM23 130V131H24ZM30 130V129H29ZM51 130H53V129H51ZM70 130V129H69ZM155 130V133L157 134V137H154L153 136V134L155 135V133H152L153 131ZM172 130V129H171ZM171 130H168L169 132L171 131ZM177 130V129H176ZM179 130H180V128H179ZM200 130H202V128L200 129ZM214 130V129H213ZM212 130V131H213ZM255 130H256V127H255ZM261 130V129H260ZM6 131V130H5ZM48 131H50V130H48ZM133 131V130H132ZM167 131V130H166ZM166 131H164V132H166ZM209 132H210V130H208ZM7 132V131H6ZM24 132H26V131H24ZM28 132V131H27ZM51 132V131H50ZM53 132V131H52ZM55 132H57V131H55ZM58 132H60V131H58ZM63 132V131H62ZM136 132V131H135ZM158 132V133H157ZM174 132V131H173ZM178 132V131H177ZM178 132V133H179ZM190 132V134H191V131H189ZM195 132V131H194ZM198 132V131H197ZM204 132V131H203ZM206 132H207V130H206ZM246 132H250V135H251V139L253 138L254 140H253V142L254 143H251V139H249V141H248V144H247V142H246V138L249 136H247L246 137V135L248 134H246ZM9 133V134H10ZM160 133L162 134V135H160ZM175 133V132H174ZM174 133H171V135H174ZM193 133V132H192ZM205 133V132H204ZM214 132H212V134H213ZM6 134V133H5ZM44 134H46V133H44ZM52 134H54V132L52 133ZM165 134V133H164ZM169 135H170V133H168ZM168 134L166 135V136H168ZM187 134V133H186ZM198 134V133H197ZM200 134V133H199ZM209 134H211V132L210 133H208V136H209V138H210V135ZM211 134V135H212ZM7 135V134H6ZM5 135V136H6ZM50 134H47V136H49ZM55 135V134H54ZM63 135H65V134H63ZM98 135V136H97ZM107 135V134H106ZM113 135V136H114ZM177 135V134H176ZM179 136H180V134H178ZM177 135V136H178ZM206 135H207V133H206ZM205 135V136H206ZM214 135V134H213ZM216 135V134H215ZM214 135V136H215ZM240 136V138L242 137L244 140H242V139H240L239 137L237 138H235L234 136ZM262 135V134H261ZM42 136V135H41ZM194 136V135H193ZM192 136V137H193ZM197 136V135H196ZM201 136H202V134H201ZM253 136H255V137H253ZM50 137V136H49ZM48 137V138H49ZM65 137V136H64ZM111 137V136H110ZM174 136H172V138H173ZM203 137V136H202ZM212 137V136H211ZM216 137V136H215ZM246 137V138H245ZM67 139H68V137H66ZM166 138L167 137H165V139H163V140H166ZM172 138L170 139V140H172ZM195 138V137H194ZM60 140V138H57V140ZM64 139V138H63ZM167 139H169V138H167ZM180 139V138H179ZM190 139V138H189ZM205 139H207V138H205ZM51 140V139H50ZM174 140H175V142H177L176 141V138H174ZM174 140H172V142H174ZM209 140V139H208ZM207 140V141H208ZM264 140V139H263ZM28 141H29V139H28ZM46 141V140H45ZM52 141V140H51ZM55 141H56V139H55ZM63 140H61V142H62ZM106 142L105 143H107V144H109V142L108 141H110V138H109V136L107 135V140H105ZM131 141H132V144H130L131 143ZM180 142V144H178V149L176 150V148L177 147H175L174 145H172L171 144V146L173 147V149H174V147H175V151L176 152H179V153H181L182 155V157L184 156V158H182L181 157V160H179V158H180V156H179V158H178V160L180 161V162H183V164H181L182 166H187V160L189 159V160H191V158H190V156H191V152L189 151L190 150V147H191V144H190V142H189V140L187 139V138H182V141H181V139L179 140ZM192 141H194V140H192ZM206 141V140H205ZM221 141H222V143H221ZM95 142V143H94ZM101 142H103V141H101ZM171 141H168V142H163V143H166L167 145H169L168 143H170ZM171 142V143H172ZM195 142H197V141H195ZM202 142V141H201ZM220 142V143H219ZM21 143V142H20ZM152 143V144H151ZM162 143V142H161ZM206 143V142H205ZM259 143V142H258ZM16 144V145H15ZM49 144V143H48ZM65 144V142L63 143V145ZM106 144V145H107ZM129 144V145H128ZM174 144V143H173ZM208 144V143H207ZM206 144V145H207ZM211 144V143H210ZM22 145V144H21ZM104 145V144H103ZM102 145V146H103ZM176 145V144H175ZM212 145V144H211ZM218 145H220V146H218ZM223 145V147L221 148V149H218V148H220L221 146ZM20 146V145H19ZM23 146V145H22ZM105 146V145H104ZM162 146V145H161ZM161 146H159L160 148L159 149H161L162 150V147ZM164 146H166V145H164ZM200 146H201V144H200ZM203 146V145H202ZM213 146V145H212ZM260 146V145H259ZM30 147H33V145H30ZM30 147L29 146H27L26 148H25V150H24V148L22 149V151H24V152H22L20 149H19V147H18V149L22 152V154H23V157L21 158L22 159V161H19V160H17L18 162H17V164H15L14 162H12V164L14 163L15 165V168L13 169L14 171H10L12 174L11 175H13V176H15V175H21V177H20V180H21V183H26V182H23V180L21 179V178H23V175H26V174H28V172H27V170H29V168H28V165H29V162L28 161H25L24 159H25V157H26V153H27V151L30 149ZM66 147V146H65ZM100 147V146H99ZM141 147H143V148H141ZM171 147V148H172ZM194 147V146H193ZM192 147V148H193ZM206 147H208V146H206ZM45 148V147H44ZM133 148V149H134ZM167 148H169V147H167ZM259 148V147H258ZM48 149V148H47ZM145 149H144V151H145ZM165 149V148H164ZM198 149H199V147H198ZM197 149V150H198ZM246 149V148H245ZM50 150V149H49ZM78 150H80V149H78ZM157 150L155 151V153L157 152ZM193 150H195V149H193ZM205 150V149H204ZM250 149H248V151H249ZM261 150V149H260ZM15 152L16 154L17 153H21V152ZM52 151V150H51ZM55 151V150H54ZM61 151V150H60ZM59 151V152H60ZM63 151V150H62ZM67 151V150H66ZM134 151V150H133ZM134 151V152H135ZM144 151L143 152H141V156L143 155V153H144ZM159 151V150H158ZM174 151V150H173ZM208 151V150H207ZM246 151V150H245ZM248 151H246V152H248ZM251 151V152H252ZM257 151H259V149L257 150ZM148 152V151H147ZM160 152V151H159ZM169 152L171 153V151H170V149H169ZM168 152V153H169ZM203 152V151H202ZM242 152H244V151H242ZM251 152H249L250 154H251ZM254 152V151H253ZM29 153V152H28ZM63 152H61V154H62ZM66 153H68V151L67 152H65L64 154L66 155ZM119 153H118V155H119ZM131 153L132 152H130L129 151V156H131ZM150 153V152H149ZM153 153H150V157L152 158L153 156H151V155H153ZM154 153V155H157V154H155ZM173 153L174 152H172L171 154L173 155ZM199 153V152H198ZM210 153H211V150H210ZM48 154V153H47ZM137 154H135V156L137 157ZM160 154H162V153H160ZM203 154V153H202ZM204 154H206V152L204 151ZM242 154H244V153H242ZM257 154H259V153H257ZM260 154H262V153H260ZM259 154V155H260ZM54 155H56V158H57V160H56V158H55V160H56V162L59 160H62V159H58V157H57V155L58 154H55L54 153ZM78 155V154H77ZM83 155V154H82ZM108 155V154H107ZM110 155V154H109ZM134 155V154H133ZM133 155H132V157H133ZM139 155H140V153H139ZM144 155H146V153L144 154ZM208 155V154H207ZM207 155H206V157H207ZM245 156H246V153L244 154ZM248 155V154H247ZM252 155V154H251ZM25 156V157H24ZM29 156V155H28ZM27 156V157H28ZM32 156V155H31ZM46 156H48V155H46ZM50 156V155H49ZM66 156H68V155H66ZM127 158H126V157ZM149 155L147 154L146 155V157H148ZM159 156V154L157 155V157ZM163 156V155H162ZM168 156V155H167ZM171 156V155H170ZM199 156V155H198ZM197 156V157H198ZM203 156V155H202ZM12 157V156H11ZM26 157V158H27ZM51 157V156H50ZM55 157V156H54ZM62 157V156H61ZM115 157H118V156H115ZM118 157V158H119ZM132 157H130V158H132ZM143 157H145V156H143ZM156 157V156H155ZM154 157V158H155ZM189 157V158H188ZM193 157H194V155H193ZM201 157V156H200ZM29 158V157H28ZM27 158V159H28ZM32 160H33V158L32 157H30ZM29 158V159H30ZM48 158V157H47ZM65 158V157H64ZM63 158V159H64ZM82 158V157H81ZM123 158H122V161H123ZM140 158V157H139ZM150 158V159H151ZM195 158V157H194ZM204 158V157H203ZM207 158H209V156L207 157ZM253 158V159H254ZM14 159H15V155H14ZM28 159V160H29ZM31 159H30V161H31ZM37 158L35 157V160H36ZM65 159H67V157L65 158ZM136 159V158H135ZM134 159V160H135ZM142 159V158H141ZM145 159V158H144ZM197 159V158H196ZM201 159V158H200ZM199 159V160H200ZM205 159V158H204ZM258 159V158H257ZM260 159H261V157H260ZM11 160V159H10ZM54 160V159H53ZM69 160V159H68ZM107 160H109V161H107V162H110V159L108 158ZM113 160V159H112ZM131 160V159H130ZM129 160V162H131L132 163V161H130ZM133 160V159H132ZM152 161H149V162H151L150 164H147V168L149 167V165H151L152 164V162H153V160L154 159H151ZM176 160H177V158H176ZM198 160V159H197ZM207 160V159H206ZM12 161H13V159H12ZM117 161H119L118 159H117ZM125 161V160H124ZM136 161H138V160H136ZM135 161V162H136ZM143 161V160H142ZM155 161V160H154ZM171 161V160H170ZM194 161V163H193V165L195 164V161L196 160H193ZM201 162H199V164L201 163V165H202V160H200ZM247 161V160H246ZM249 161H250V159H249ZM255 162H256V160H254ZM263 161V159H261L259 162L261 163ZM37 162V161H36ZM38 162H40V161H38ZM49 162V161H48ZM52 162V161H51ZM61 162V161H60ZM121 162V161H120ZM148 163L147 162V158H146V161H144V163ZM176 162V161H175ZM191 162H192V160H191ZM31 163V162H30ZM46 163V162H45ZM55 163V162H54ZM63 163V162H62ZM77 163V162H76ZM102 163H103V161H102ZM111 163V162H110ZM119 163V162H118ZM124 163V162H123ZM137 164H138V162H136ZM146 163H145V165H146ZM205 163H206V161H205ZM216 163V162H215ZM214 163V164H215ZM257 163V162H256ZM48 164H50V162L48 163ZM47 164V165H48ZM59 164V163H58ZM104 164H106V163H104ZM104 164H102V165H104ZM127 164V163H126ZM129 164V163H128ZM142 164V163H141ZM154 164H157V163H154L153 162V164L152 165H154ZM175 164V163H174ZM263 164V163H262ZM33 165V164H32ZM31 165V166H32ZM47 165H46V171H47ZM61 165H65V167H67L66 166V164H61ZM61 165H58L59 167L61 166ZM101 165V166H102ZM115 165V164H114ZM118 165V164H117ZM119 165H120V163H119ZM121 165H124V167L122 168V171L124 172V173H126L125 171H127V170H129L130 171V168H132V170H133V168L134 167H138V165L136 166H133L134 164H132V166L133 167H129V166H131L130 164H129V169H126L127 168V166L125 167V164H122V162H121ZM139 165H140V163H139ZM144 165V167L146 168V166ZM176 165V164H175ZM175 165H174V167H175ZM196 165H198V164H196ZM252 165V164H251ZM260 165V164H259ZM36 166V165H35ZM42 166V165H41ZM43 166H45V165H43ZM49 166V165H48ZM54 166V165H53ZM56 166V165H55ZM93 166V165H92ZM106 166H108V163H107V165ZM142 165H140V167H141ZM171 166H172V163H171V165H170V169H171ZM182 166L180 167V168H182ZM192 166V165H191ZM260 166H262V165H260ZM12 167H13V165H12ZM38 167V166H37ZM51 167H52V165L51 166H49L48 168V170L49 171H47V172H53V171H51ZM64 167V166H63ZM84 167H86V165L84 166ZM83 167V168H84ZM98 167V166H97ZM102 167H104V166H102ZM101 167V168H102ZM121 167V166H120ZM143 167V166H142ZM152 167V166H151ZM151 167H149V168H151ZM177 167V166H176ZM198 167V166H197ZM224 167V169H222ZM256 167V166H255ZM9 168V169H8ZM36 168V167H35ZM87 168H90V167H87ZM110 168H111V166H110ZM115 168H117V166L115 167ZM118 168H119V166H118ZM117 168V169H118ZM144 168V169H145ZM145 169L146 171H148V169ZM158 168V167H157ZM156 168V169H157ZM179 168V167H178ZM30 169H32V168H30ZM39 169V168H38ZM60 170H61V167L59 168ZM106 169H108L107 167H106ZM116 169V170H117ZM126 169V170H125ZM198 169V168H197ZM33 170V169H32ZM56 170H58V169H56ZM81 170V169H80ZM85 170V169H84ZM91 170V169H90ZM96 170V169H95ZM119 170H121V169H119ZM139 171H137L138 172V175H139V173H140V169H138ZM143 170V169H142ZM145 170H143V171H145ZM152 170V169H151ZM159 170V169H158ZM174 169H172V171H173ZM199 170V169H198ZM229 170H231L232 172H230ZM248 170V169H247ZM37 170H33V172H36ZM59 171V170H58ZM94 171V170H93ZM101 171H103V173H104V171H105V169H103V170H101ZM118 171V170H117ZM128 171V172H129ZM146 171H145V173H146ZM168 171H170V170H168ZM175 171V170H174ZM196 171V170H195ZM257 170H255L254 172H256ZM55 173H56V171H54ZM61 172V171H60ZM64 173H65V171H63ZM69 172V171H68ZM74 172V171H73ZM110 172V171H109ZM121 172V171H120ZM135 172V171H134ZM142 172V171H141ZM176 172V171H175ZM174 172V173H175ZM221 172H223V174L221 173ZM39 173V172H38ZM37 173V174H38ZM67 173V172H66ZM123 173V174H124ZM177 173V172H176ZM36 174V175H37ZM40 174H41V172H40ZM40 174H38V177L40 178V179H42V177H40L39 175ZM51 174V173H50ZM61 174V173H60ZM108 174V173H107ZM106 174V175H107ZM121 174V173H120ZM122 174V175H123ZM127 174V173H126ZM180 174V178H181V172L179 173ZM29 177H31V175H32V173L31 172H29ZM35 174L33 173V176H34ZM44 175V174H43ZM47 175H48V173H47ZM54 175V174H53ZM58 175H59V173H58ZM57 175V176H58ZM70 175V174H69ZM113 174H111L110 176H112ZM125 175V174H124ZM146 175H147V173H146ZM150 175H151V173H150ZM28 176V175H27ZM95 176V175H94ZM120 176V175H119ZM135 176V175H134ZM133 176V177H134ZM143 176H144V174H143ZM149 176V175H148ZM148 176L146 177V176H144V177H146V178H148ZM152 176V175H151ZM150 176V177H151ZM157 176V175H156ZM28 177V178H29ZM35 177V176H34ZM38 177H37V179H38ZM43 177H45V179H47V177L49 178L50 177V175L49 176H43ZM82 177V176H81ZM93 177V176H92ZM109 177V176H108ZM118 177V176H117ZM130 177V178H129ZM128 178H126L127 180H130L131 179V176H129ZM137 177V176H136ZM139 178H140V176H138ZM144 177H143V179H144ZM149 177V178H150ZM160 177V176H159ZM186 177V176H185ZM27 178V179H28ZM32 178V177H31ZM62 178V177H61ZM100 178H101V176H100ZM122 178V177H121ZM135 178V177H134ZM133 178V179H134ZM144 179V180H142L141 181V179H140V181H139V179L138 180H136V181H138V182H136V181H134L133 179V181L134 182H136V183H139L137 186L139 187V190H137V188L138 187H136V191L138 192H136L137 194H135L134 196H132V197H130L129 196V198H130V200L128 199V198H125V200L124 201H126L127 199L129 200V208H127V209H125V208H123V209H125V210H127L126 211V213H128L127 214V216H129L128 217V219L126 220V215H125V213H124V211L123 210H121V212L123 213V217L125 218V222H124V224H123V226H122V221L124 220H122L121 221V226H122V228L120 229V227H118L119 229H120V231H119V229L118 230H116V232L117 231H119L120 232V235H121V241H120V243H122V242H124V246H126V249L128 248V244L126 243V241L127 242H137L136 243V246L138 245V244H140V243H138V241L136 240V239H134V235L136 236V232H140V230H141V227H142V223L144 222L142 219H143V217L142 216H144L145 215V208H146V205H148V204H150V201H151V198L149 197V193H148V187H146V185H145V183H146V180L147 179ZM157 177H155V179H156ZM175 178V177H174ZM203 178V177H202ZM245 178H247V180L245 179ZM3 179H4V177H3ZM2 179V180H3ZM36 178H34V180H35ZM44 179V180H45ZM60 179V178H59ZM64 179H65V176H64ZM63 179V180H64ZM68 179H69V177H68ZM115 179V178H114ZM204 179V178H203ZM243 179H245L246 180V183L247 184H245L244 185V188H246V187H248V190H252V189H254V188H256V186H257V184H258V179H259V181H260V184H259V186H257V188L253 191V192H245L244 193V191H245V189L242 191V187L243 186H240V187H235L237 190L239 189V192L238 193H234V194H236V196H237V200L236 201H234L233 202V204L232 205H234L235 207H237L238 206V210H236V208L234 207V206H230L231 205V202H229V204H227V206H225V203H228V202H225L224 201V205L222 204V202L223 201H221L220 203H218L217 202V198H216V193L218 192V191H220V190H222V189H224V193H227V191H225V190H228V188L230 187V186H233V184L235 183V182H238V181H243ZM30 180V179H29ZM31 180H33V179H31ZM30 180V181H31ZM39 180V179H38ZM41 180V181H39V182H42V184H45V182L48 180ZM50 180V179H49ZM57 180V179H56ZM71 181L73 180V179H70ZM69 180V181H70ZM98 180V179H97ZM116 180V179H115ZM126 180V181H127ZM131 180V183L129 182V183H124V184H127L128 186L129 185H133V181ZM157 180H159V179H156V181ZM164 180V179H163ZM176 180V179H175ZM180 180V179H179ZM197 180V179H196ZM11 181V180H10ZM55 181V180H54ZM59 181V180H58ZM62 181V180H61ZM112 181V180H111ZM155 181V182H156ZM160 181H161V177H160ZM216 181L218 182V185L216 184ZM35 182H36V180H35ZM38 182V184H40ZM81 182V181H80ZM95 182H97V181H95ZM107 182V181H106ZM118 181H116V183H117ZM121 182L123 183V180H121ZM141 182V183H140ZM168 182V181H167ZM179 182V181H178ZM1 183H2V181H1ZM48 183H50V182H48ZM53 183V181L51 182V184ZM63 183V182H62ZM67 183V182H66ZM69 183H71V182H69ZM73 183V182H72ZM91 183V182H90ZM100 183H101V181H100ZM108 183V182H107ZM116 183H115V185H116ZM160 183V182H159ZM165 183V182H164ZM177 183V182H176ZM12 184H13V182H12ZM29 184V183H28ZM36 184H37V182H36ZM37 184V185H38ZM61 184V183H60ZM63 184H65V183H63ZM68 184V183H67ZM120 184V183H119ZM118 184V185H119ZM169 184V183H168ZM196 184H197V181H196ZM205 184H206V182H205ZM41 185V184H40ZM54 185V184H53ZM81 185V184H80ZM101 185V184H100ZM112 185V184H111ZM154 185H155V183H154ZM153 185V186H154ZM158 185V184H157ZM156 185V186H157ZM173 185V184H172ZM175 185V184H174ZM177 185V184H176ZM175 185V186H176ZM217 185V186H216ZM6 186V185H5ZM30 186V185H29ZM42 186V185H41ZM73 186V185H72ZM72 186H69V187H72ZM83 186V185H82ZM117 186V185H116ZM152 186V187H153ZM158 186H160V185H158ZM163 186V185H162ZM164 186H167V185H165L164 184ZM164 186H163V188H164ZM169 186V185H168ZM167 186V187H168ZM204 186V185H203ZM0 187H1V185H0ZM65 187V186H64ZM68 187V188H69ZM101 187L102 188H104V186H102L101 185ZM120 187V186H119ZM133 187V186H132ZM132 187H130V188H132ZM135 187V186H134ZM151 187V186H150ZM149 187V188H150ZM161 187V186H160ZM170 187H172V186H170ZM170 187H168V188H170ZM35 188V187H34ZM96 189H97V187H95ZM99 188V187H98ZM101 188V189H102ZM129 188V187H128ZM162 188V187H161ZM166 188V187H165ZM196 188V187H195ZM199 188H201V187H199ZM214 188V189H213ZM1 189V188H0ZM36 189V188H35ZM67 189V188H66ZM74 189H75V186H74ZM74 189H72L73 191H74ZM106 189V188H105ZM108 189V188H107ZM118 189V188H117ZM133 189V188H132ZM230 189H232L231 187H230ZM43 190V189H42ZM52 190V189H51ZM51 190H48V191H50V193H51ZM70 190V189H69ZM71 190V192H73ZM123 190V189H122ZM155 190V189H154ZM157 190V189H156ZM155 190V191H156ZM47 191V192H48ZM67 191V190H66ZM97 191H99L98 189H97ZM102 190H100L99 191V194H101L102 195V193H100ZM108 191V190H107ZM117 191H119V190H117ZM128 191H129V189H128ZM233 191V190H232ZM103 192V191H102ZM122 192H124V191H122ZM131 192H133V190L131 191ZM4 193V192H3ZM9 193V192H8ZM65 193V192H64ZM104 193V192H103ZM107 193V192H106ZM109 193V192H108ZM112 193V192H111ZM154 193V192H153ZM156 193L158 194V191H156ZM159 193H160V191H159ZM163 193V192H162ZM166 193H168L167 192V189H166ZM204 193V194H205ZM55 194V193H54ZM66 194H67V192H66ZM122 194V193H121ZM125 194H129V193H125ZM178 194V193H177ZM36 195H38V194H36ZM57 195V194H56ZM61 195V194H60ZM109 195V194H108ZM115 195H117V193H115ZM124 194H122L121 196L124 198V197H126V195H124ZM175 195V194H174ZM69 197L70 196H73L72 194H70V195H68ZM95 196H97V195H95ZM94 196V197H95ZM99 196V195H98ZM118 196V195H117ZM168 196V195H167ZM194 196V195H193ZM232 196H233V194H232ZM258 196V195H257ZM41 197V196H40ZM39 197V198H40ZM67 197V196H66ZM66 197L65 198H63V200L64 201H66L65 199H66ZM68 197V198H69ZM106 197V196H105ZM110 197V196H109ZM113 197V196H112ZM128 197V196H127ZM163 197H165V196H163ZM233 197H235V196H233ZM31 198V197H30ZM33 198V197H32ZM70 198H72V197H70ZM70 198H69V200H70ZM101 198V197H100ZM104 198V195H103V197L101 198V199H103ZM116 199L117 198H121L120 196H118V197H115ZM114 198V199H115ZM204 198V197H203ZM236 198V197H235ZM252 198V197H251ZM262 198H264V197H262ZM7 199V198H6ZM35 199V198H34ZM40 199H43V200H46V199H44V197H41ZM40 199H38V200H40ZM54 199V198H53ZM61 199V198H60ZM73 199H75L74 198V196H73ZM77 199V198H76ZM97 199V198H96ZM111 197H110V202H111ZM114 199H113V201H114ZM118 199V200H119ZM153 199V198H152ZM176 199V198H175ZM177 199H178V197H177ZM258 199H260V198H258ZM121 200H123V199H120V201ZM33 201V200H32ZM34 201H36V199L34 200ZM49 201V200H48ZM73 201H75V200H73ZM99 201V200H98ZM103 201V200H102ZM106 201H107V199H106ZM159 201H161L160 199H159ZM231 201V200H230ZM100 202V201H99ZM98 202V203H99ZM108 202V201H107ZM115 203H116V201H114ZM119 201H117V203H118ZM123 202V201H122ZM121 202V203H122ZM155 202V204H156V201H154ZM154 202H153V204H154ZM165 202H166V200H165ZM5 203V202H4ZM39 203V202H38ZM47 203V202H46ZM69 203L71 204V202L69 201ZM68 203V204H69ZM97 203V202H96ZM101 203V202H100ZM120 203V202H119ZM118 203V204H119ZM124 203V202H123ZM126 203V202H125ZM163 203V202H162ZM0 204L2 205V206H0V214H1V216H3L4 217V219H2V220H4V221H2L1 222V226H5V227H7L8 225H9V221L11 220H14V219H10L9 220V216L7 217L8 219H6V216H5V207L7 206L6 204L5 205H3L1 202H0ZM8 204V203H7ZM27 204V203H26ZM48 204V203H47ZM80 204V203H79ZM89 204V203H88ZM104 205H105V203H103ZM118 204H115L116 206H118ZM199 204V203H198ZM16 204H14V206H15ZM22 205V204H21ZM73 205V206H72ZM83 205V204H82ZM106 205H107V203H106ZM121 204H119V206H120ZM124 206L126 205V204H123ZM127 205H128V203H127ZM230 207H229V206ZM5 206V207H4ZM13 206V205H12ZM17 206V205H16ZM18 206H20V203H19V205ZM29 206V205H28ZM52 206V205H51ZM57 206V205H56ZM62 206H65V205H62ZM62 206H60V207H62ZM83 206H85V205H83ZM100 206H102V205H100ZM149 206V205H148ZM163 206H164V204H163ZM9 207H11V206H9ZM32 207H33V205H32ZM44 207V206H43ZM53 207V206H52ZM70 207V206H69ZM108 207V206H107ZM122 207V206H121ZM126 207V206H125ZM151 207H154V205L152 206L151 205ZM151 207H150V209H151ZM160 207V206H159ZM199 207H201V206H199ZM8 208V207H7ZM6 208V209H7ZM99 208V207H98ZM106 208V207H105ZM109 208H110V206H109ZM12 207H11V211H12ZM14 209H16L17 210V208H14ZM13 209V211L12 212H14L15 210ZM26 209H27V207H26ZM71 209L73 210V211H75L74 213L76 214V211L77 210H79L80 211V215L82 214L81 213V210H82V208H81V206L79 207L78 205H77V203L76 202H74L73 204H71ZM70 209V210H71ZM100 209V208H99ZM98 209V210H99ZM112 209V208H111ZM119 209V208H118ZM120 209H122V208H120ZM148 209V208H147ZM19 210H21V209H18V211ZM57 210V209H56ZM97 210V211H98ZM151 210H153V209H151ZM213 210V209H212ZM252 209H250V211H251ZM10 211V213H9V210H8V213H9V215L11 216V218H13V217H16V216H14L13 215V213ZM79 211H77V212H79ZM83 211V210H82ZM114 211V210H113ZM116 211V210H115ZM120 211V210H119ZM163 211V210H162ZM166 211H168V210H166ZM198 211H200L199 209H198ZM7 212V211H6ZM20 212V211H19ZM56 212H58V211H56ZM61 212V211H60ZM59 212V213H60ZM86 213V211L84 210L83 211V213ZM109 212V211H108ZM118 212V211H117ZM120 212V213H121ZM158 212V211H157ZM164 212V211H163ZM16 213H17V211L15 212V215H16ZM58 213V214H59ZM71 213V212H70ZM84 213V214H85ZM106 213V212H105ZM104 213V214H105ZM119 213V212H118ZM119 213V215L121 216V214ZM149 213V212H148ZM161 213V212H160ZM251 213V212H250ZM18 214V213H17ZM21 214V213H20ZM57 214V215H58ZM67 214V213H66ZM73 214V213H72ZM103 214V215H104ZM111 213H108V216L107 217H109V219L105 216V217H98V218H96L95 220H96V227H95V232L98 234L97 236L99 237V236H101V237H99V240L101 241V240H104V242L103 243H105V244H107L105 241H107L106 239V235L107 234H105L104 232L106 231L107 233H112V231L114 230H112V231H110L109 232V230L107 231V230H105V229H108V226H109V224L111 225L112 224V221H109V220H111L110 218V216L112 215V214H114V212L110 215ZM117 214V213H116ZM163 214V213H162ZM22 215V214H21ZM20 215V216H21ZM64 215V214H63ZM63 215H61V216H63ZM77 215V214H76ZM79 215V214H78ZM110 215V216H109ZM199 215V214H198ZM55 217H56V215H54ZM60 216V215H59ZM58 216V218H60ZM68 216V214L67 215H65V217H67ZM100 216V215H99ZM120 216H118V217H120ZM146 216V215H145ZM145 216H144V218H145ZM254 216V215H253ZM252 215H251V217H253ZM22 217V216H21ZM69 217L71 218V219H67V218H65V219H63V220H61L59 223L60 224H62V226H61V231H60V229L58 230V232L56 233V236L53 234V223L51 224L50 223V225H51V227H49V228H47L46 227V225H45V229L43 228V230L42 231H40V232H38V230H37V232L35 231V237H34V239H35V241H34V243L32 244L33 245V247L34 248H36L37 249V254H35L34 256H35V262L34 261H32V262H29V261H24V263L23 264H39V263H43V261L42 260H45L46 259V257H43V255H45V254H43L44 252V250H43V248L45 247V246H49L52 250H53V255L54 254H56V255H59V258H60V256L61 257H63L62 255H61V253H65V255L67 254V257L69 256V254L68 253H70V252H73V257H74V255H77L76 253H78V255L79 254H81V255H83L84 254V257H85V255H87V254H85V253H82L83 252V250H79V248H81V246L79 245V242H80V240H82V238H81V236L77 233V235L76 234H73V233H75L76 231H78L79 230V227L81 226V224H82V222L80 223L79 221H82L85 217H82L83 219L82 220H79L78 219V217H75L74 215L72 216V215H69ZM73 217H75V218H77V219H74ZM122 217V216H121ZM163 217V216H162ZM52 218V217H51ZM106 218L108 219V220H106ZM17 219V218H16ZM54 219V218H53ZM87 219V218H86ZM115 219H117V217H115L114 218V220ZM119 219V218H118ZM169 219H171V218H169ZM236 219V220H235ZM251 219V218H250ZM8 220V221H7ZM18 220V219H17ZM55 221H57V219L55 218L54 219ZM53 220V221H54ZM60 220V219H59ZM120 220V219H119ZM141 220H142V222H141ZM19 221V220H18ZM37 221V220H36ZM66 221V222H65ZM68 221L70 222V223H68ZM78 221V222H77ZM109 222V223H107V222ZM116 222H117V220H115ZM171 221V220H170ZM170 221L168 220V222L170 223ZM263 221V222H262ZM27 222V221H26ZM65 222V224H66V226L65 225H63V223ZM245 222L247 223V224H249L250 226H248L247 228H244V224H245ZM83 223H86L85 221H83ZM17 224V223H16ZM18 224H20V223H18ZM26 224V223H25ZM56 222H55V225H54V227H55V229L58 227V226H56ZM60 224H59V226H60ZM204 224V225H203ZM15 225V224H14ZM41 225V224H40ZM58 225V224H57ZM83 225V224H82ZM114 225V224H113ZM150 225V224H149ZM246 225V224H245ZM3 226V227H4ZM16 226V225H15ZM86 226H87V224H86ZM112 226V225H111ZM115 226V225H114ZM247 226V225H246ZM39 227V226H38ZM42 227H44L43 225L41 226V228H40V230L42 229ZM67 227H73V229H75L74 231L73 230H70V231H72V232H70V233H68V230H69V228H67ZM82 227V226H81ZM117 227V226H116ZM165 227V226H164ZM163 227V228H164ZM194 227H195V225H194ZM194 227H193V229H194ZM14 228V227H13ZM59 228V227H58ZM57 228V229H58ZM84 228H85V226H84ZM115 228V227H114ZM147 228V227H146ZM157 228V227H156ZM162 228V229H163ZM167 228H169V226L167 227ZM252 228H254L255 229V231H254V234L256 235H258V239H257V241H256V239L253 237V236H255V235H253L252 236ZM1 229V228H0ZM4 229H6V228H2L1 230H4ZM12 229V228H11ZM99 229L101 230V231H99ZM139 229V231H137ZM148 229V228H147ZM264 229V228H263ZM1 230H0V232H1ZM24 232L25 231H27L28 229L26 228H24V229H22ZM22 230H21V233H19L20 235H18V237L19 236H21V234H22ZM150 230V229H149ZM171 230V229H170ZM13 231V230H12ZM55 231V230H54ZM80 231V230H79ZM78 231V232H79ZM164 231V230H163ZM162 231V232H163ZM33 232V231H32ZM116 232H115V235H117V234H119V232L116 234ZM164 232H166V230L164 231ZM250 232H251V236L253 237V239H254V242L252 243V241L250 240V238L251 237H249V234H250ZM262 232H263V230H262ZM1 233H3V232H1ZM0 233V234H1ZM6 233H7V231H6ZM5 232H4V234H6ZM15 233H17V232H15ZM73 235H72V234ZM135 233V234H134ZM143 233V232H142ZM141 233V234H142ZM148 233V232H147ZM147 233H146V235H147ZM167 233H168V229H167V232H166V235H167ZM264 233V232H263ZM3 234V235H4ZM24 234V233H23ZM22 234V237L23 236H27V233L25 234V235H23ZM71 234V235H70ZM95 234V233H94ZM105 235V236H103V237H105V238H103L102 237V235ZM140 234V233H139ZM145 234V233H144ZM192 234V235H191ZM6 235H9V234H6ZM112 235V234H111ZM145 235V236H146ZM5 236V235H4ZM26 236L24 237V238H26ZM94 236H96V234L94 235ZM110 235L108 234V237H109ZM168 236V235H167ZM9 237V236H8ZM13 237V236H12ZM16 237H17V234H16ZM142 237V236H141ZM158 237V236H157ZM216 237H219L218 239H214V238H216ZM3 239L5 238V237H2ZM15 238V237H14ZM95 238V237H94ZM101 238V239H100ZM119 239H120V236L118 237ZM136 238V237H135ZM190 238V237H189ZM9 239V238H8ZM13 239V238H12ZM11 239V240H12ZM21 239V238H20ZM27 239V238H26ZM33 239V240H34ZM78 239H79V241H78ZM92 239V238H91ZM115 240L117 239V238H114ZM166 239V238H165ZM218 240L217 242H215L214 240ZM23 240H25V239H23ZM22 239H21V242L23 241ZM38 240V241H37ZM129 240V241H128ZM159 240V239H158ZM163 240V239H162ZM173 240V239H172ZM93 241L94 240H92V243H93ZM96 241H98V240H96ZM142 241H143V239H142ZM147 241V240H146ZM145 241V242H146ZM168 241V240H167ZM166 241V242H167ZM171 241V240H170ZM181 241V240H180ZM1 242V241H0ZM26 243H28V241H25ZM24 242V243H25ZM91 242V241H90ZM112 242V241H111ZM116 242V241H115ZM129 242V243H130ZM163 242V241H162ZM182 242V241H181ZM2 243V242H1ZM14 243H15V240H14ZM16 243H17V240H16ZM20 243V242H19ZM75 243H77L78 245H76ZM101 243H102V241H101ZM108 243H110V241H109V239H108ZM117 243V242H116ZM172 243H174V241L172 242ZM171 243V244H172ZM177 243V242H176ZM22 245H23V242L21 243ZM28 244H30V242L28 243ZM89 244V243H88ZM91 244V243H90ZM126 244V245H125ZM180 244V243H179ZM32 245H31V247H32ZM81 245H82V243H81ZM98 245V243H96L95 244V246L93 247V248H89V259H88V263H90V264H107V263H109V262H104V257H103V255H105V257H106V255L108 254V252H106V253H102L100 250V248H102V246L103 245H101L100 247H99V245ZM108 245H110V244H108ZM112 245H114L113 243H112ZM116 245H118V244H116ZM119 245H121V244H119ZM133 245V244H132ZM135 245V244H134ZM141 245H142V243H141ZM174 245V244H173ZM176 245V244H175ZM177 245H178V243H177ZM11 246H13L12 245V241H11ZM25 246H27L26 244H25ZM89 246V245H88ZM105 246V245H104ZM111 246V245H110ZM122 246V245H121ZM168 246V245H167ZM49 247H48V251H49ZM96 247H98V251L96 252L97 253V256L96 255H94V256H96V257H98L99 258V251H100V253L102 254V256H100V258L98 259V258H96V257H94L93 255H92V253L94 252V250H96ZM107 247V246H106ZM105 247V248H106ZM119 247V246H118ZM134 247V246H133ZM179 247V246H178ZM13 247H11L10 248V250L12 249ZM14 248H18L17 246L15 247L14 246ZM14 248H13V250H14ZM27 248V247H26ZM26 248H24V249H26ZM129 248H130V246H129ZM137 248V247H136ZM163 248V247H162ZM181 248V247H180ZM179 248V249H180ZM185 248V247H184ZM23 249V248H22ZM82 249V248H81ZM86 249V248H85ZM84 249V250H85ZM103 249V248H102ZM118 249V248H117ZM120 249V248H119ZM124 249V248H123ZM122 249V250H123ZM126 249H125V251H126ZM140 249V248H139ZM165 249V248H164ZM51 250V251H52ZM108 250H110V249H108ZM107 250V251H108ZM112 250H113V247H112ZM155 250H157V249H155ZM163 250V249H162ZM167 250V249H166ZM173 250H174V252L176 251V249H175V247L173 248ZM182 250H186V249H180L179 251H180V253H178V256L177 255H175L176 257H178V261L177 262H181L182 260H183V257H186V256H184V251H182ZM51 251H50V253H51ZM86 251V250H85ZM104 251V250H103ZM118 251V250H117ZM140 251V250H139ZM139 251H138V253H139ZM153 251V250H152ZM178 251V252H179ZM15 252V251H14ZM18 252H19V250H18ZM75 252V253H74ZM81 252V253H80ZM119 252H120V250H119ZM142 252V251H141ZM158 252V251H157ZM162 252V251H161ZM177 252V251H176ZM253 252L255 253V254H253ZM11 254H12V252H10ZM9 253V254H10ZM24 253V252H23ZM49 253V252H48ZM49 253V254H50ZM113 253V252H112ZM115 253H116V250H115ZM185 253H186V251H185ZM16 254V253H15ZM28 254V253H27ZM31 254V253H30ZM116 254H118V252L116 253ZM135 254V253H134ZM141 254V253H140ZM168 254V253H167ZM169 254H171V253H169ZM173 254V253H172ZM175 254V253H174ZM174 254H173V256H174ZM189 254V253H188ZM221 254V255H220ZM20 256L22 255V254H19ZM24 255V254H23ZM22 255V256H23ZM46 255H47V253H46ZM45 255V256H46ZM50 256V257H54V256ZM55 255V256H56ZM109 255V254H108ZM138 255V254H137ZM155 255H156V253H155ZM158 255V254H157ZM166 255V254H165ZM185 255H187V254H185ZM208 255L210 256L209 258H208ZM218 255H220V256H218ZM228 255H226V256H228ZM16 256V255H15ZM18 256V255H17ZM25 256V255H24ZM114 256H116V255H114ZM114 256H113V258H114ZM143 256V255H142ZM147 256H149V254L147 255ZM152 256V255H151ZM161 256V255H160ZM170 256V255H169ZM225 256V255H224ZM229 256V257H230ZM13 257V256H12ZM30 257H33L32 255L30 256ZM47 257H48V255H47ZM72 257V256H71ZM70 257V258H71ZM77 257V256H76ZM84 257H79L80 259L82 258V260L84 259ZM111 257H112V255H111ZM111 257H109V259L111 258ZM164 257H166V256H163V257H160L159 259H160V262L162 263V260H163V258ZM188 257H189V255H188ZM41 258H45V259H41ZM55 258V257H54ZM52 259V260H55V259ZM66 258V257H65ZM115 258H117V257H115ZM119 258V257H118ZM149 258H151L150 256H149ZM175 258V257H174ZM223 258V257H222ZM16 259H19V258H16ZM21 259H22V257H21ZM32 259V258H31ZM39 259H41V260H39ZM68 259V258H67ZM66 259V261H65V263L67 262V264H68V260ZM126 259V258H125ZM130 259H131V257H130ZM147 259V258H146ZM155 259V258H154ZM165 259V258H164ZM209 259H210V261H209ZM221 259V258H220ZM232 259V258H231ZM8 260V259H7ZM20 260V259H19ZM24 259H22V261H23ZM37 260H39V262L38 263H36L37 262ZM46 260H48V258L46 259ZM51 259H50V261H49V263H47V264H55L53 261H52ZM57 260H58V258H57ZM60 260V259H59ZM71 260H72V258H71ZM70 260V261H71ZM85 260V262H84V264L87 262V260L86 259H84ZM83 260V261H84ZM116 260H118V259H116ZM151 260H153L152 258H151ZM165 260H167V259H165ZM190 260V259H189ZM188 260V261H189ZM217 260V259H216ZM222 260V262H223V259H221ZM221 260H219V261H221ZM224 260H225V258H224ZM235 260V262H237ZM241 260V261H240ZM12 261V260H11ZM74 261V260H73ZM73 261H72V263L71 264H73ZM83 261H79V262H83ZM120 261V260H119ZM155 261V260H154ZM176 261L174 262V264L176 263ZM192 261V259L190 260V263H193V261ZM227 261H230V260H227ZM234 261V260H233ZM247 261V260H246ZM46 262V261H45ZM60 261H58V264H61V262L59 263ZM110 262H111V260H110ZM114 262V261H113ZM122 262H124V261H122ZM171 260L169 259V261H168V263L167 264H171ZM218 262V261H217ZM10 263V262H9ZM11 263H13V262H11ZM22 263V262H21ZM41 263V264H42ZM63 263V262H62ZM64 263V264H65ZM75 263V262H74ZM118 263V262H117ZM140 263V262H139ZM166 263V262H165ZM184 263V262H183ZM231 263H233V262H231ZM246 263V262H245ZM14 264V263H13ZM76 264H78V263H76ZM111 264H114V263H111ZM177 264V263H176ZM187 264V263H186ZM214 264V263H213ZM223 264H226V262H224ZM239 264V263H238ZM244 264V263H243Z\"/></svg>","mask_w":264,"mask_h":264}]
</instances>
